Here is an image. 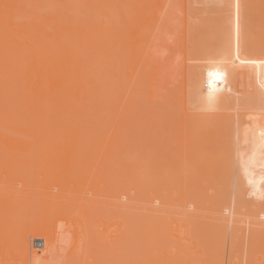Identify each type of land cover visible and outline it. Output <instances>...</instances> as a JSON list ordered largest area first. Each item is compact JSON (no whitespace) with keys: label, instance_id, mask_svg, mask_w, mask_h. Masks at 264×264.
<instances>
[{"label":"bare ground","instance_id":"6f19581e","mask_svg":"<svg viewBox=\"0 0 264 264\" xmlns=\"http://www.w3.org/2000/svg\"><path fill=\"white\" fill-rule=\"evenodd\" d=\"M196 1V0H195ZM201 1V0H200ZM203 1V0H202ZM206 1V0H205ZM213 1V0H212ZM223 1V0H222ZM231 1H233V0H231ZM237 1V0H236ZM240 1H242V0H240ZM246 1V0H245ZM260 1H262V0H260ZM152 2V0H0V144L4 147V149H6V147H9L8 149H10L11 151H9L8 149L7 150H4V151H1L0 150V155L2 154V152H4L5 153V151H8L9 153H11L12 152V147L14 146V144H16V142L15 141H19V142H21L20 140H22L24 143H25V148L23 149L22 148V146L20 145V144H16L17 146H19V147H15V150L16 151H24L25 152V150H27V148H28V150H29V152L30 153H32V151H33V153H34V151H35V156H36V154H38V152L36 153V151H37V148L39 147V146H41V145H39V144H43V143H45V142H47L48 144H49V146H47V143L45 144V145H42L41 146V149L44 151H42L41 149H38V150H41V152L42 153H44L43 155L45 156V147H46V149H48L49 151H48V153H49V156H52L51 155V153L53 152V155H57L58 156V154H54V152H59V151H62L61 152V160L63 161L64 160V158L62 157V155L63 156H66V161H63V163H60L58 166H62L61 168H63V166L66 168V166L68 167V169L66 168V171L68 170L69 171V173H66L65 174V172H64V174H65V176L68 174L69 176H71V179H72V176H75V174H73V173H75V171H76V173H77V175H76V177L78 176H80V174H82V175H84L85 174V172H87V173H90V174H92L90 177H91V179H92V176H94L95 175V179H96V177H97V175H98V179L99 180H102V183L104 184V186L106 187V188H104L103 187V184H101L102 185V187L104 188H102L101 187V189H103V190H101L102 191V193L101 194H104V190L105 189H108V191L110 190V192L108 193L106 190V193L104 194V195H101V196H103L104 198H106V196H107V198H108V196L110 197V198H112V199H109L108 198V200H110V204L111 203H113L114 202V204H112L111 206L113 207H111L113 210H112V212L114 213V215L113 214H111V215H107L106 214V212L109 214L110 213V208H109V206H106L105 205V207H106V209H104V207H100V208H102V209H100L99 208V206L97 207V208H99V209H97L96 207V209L95 210H93V207L96 205H94L93 206V202L92 201H88L87 199H86V201L85 200H83L84 202H85V204H84V202L83 203H81V204H84V205H79L78 203L80 202V201H77V200H79V198H81V196L76 200V203L74 204L73 203V201H75V198H77V193H79V191L78 190H80L79 188L78 189H76L77 190V192L75 191V190H73L72 192H71V194H73V192H74V195H73V197H75V198H73L71 201L72 202H69L68 201V198H69V190H71V189H73V186L70 184V189L68 190V189H65L64 187L66 186H61L60 184V186H59V191H58V193L55 191V190H50L48 187L49 186H47V189H45V187H44V183H37V185H36V188L35 189H37V187H39L40 186V184H42V186L41 187H43L44 188V193H40V192H43L42 190H40L39 189V192L38 193H40V199H39V195H37V193H35L34 191L32 192V193H30V191L32 190H30V191H28V193L29 194H26V196H29V197H26L25 196V192L23 191V189H21V191L22 192H24V193H22V195H23V198L25 197V199H24V201H23V198L21 197V196H14V194L12 193V195L11 194H9V200H8V198H7V195H8V191H7V193H5V195H4V192H2V193H0V195L2 196H0V199L2 198V203H3V201L5 200V197H6V199L8 200L7 201V203H9V201L11 200V203H12V201L14 200L15 202H13L12 204L11 203H9L8 204V206L7 205H5L4 203L2 204H0V206H1V209H0V224H2L3 226L5 225V219L6 218H4V217H17L16 218V222L17 221H20L21 219H18L19 218V216H20V218L21 217H30L29 215H27V213H29V212H27L26 211V213H25V209H24V211L21 213L22 215H18L17 214V216L15 215V210H18V208H17V204H19V202H20V199L22 198V202L24 203V205H25V208L28 206L29 207V204H25L26 202H25V200L27 199V200H29L28 202H30V198H31V203L33 204V202H35V201H33V200H36V202H40L41 204H42V206H41V204H40V208H38V206H36V202L34 203L35 204V206L36 207H34V208H38L37 210L38 211H41V210H43L44 212L46 211V213H47V210H49L48 212H50V213H47L48 214V216L50 215V214H52L51 215V217L54 215V216H58V217H68L69 215L71 216L72 214V216L71 217H74V216H76L77 217V219H78V217H83V216H85L86 214H87V217H92L93 218V216H92V214H93V211H94V213L96 212V213H98L99 211H101V210H103V212L100 214V212H99V214H96L95 213V217L97 218L99 215H105V217H116V215H119V217H124V218H122L123 220H122V222H121V225L123 224V222H127V223H129V227H127L128 226V224L126 225L125 224V226L124 227H126L125 229L123 228V227H121V228H123V229H121V230H123L125 233V235H123V237H122V239H121V237L119 236V240H118V242H119V245L121 244V249H124V255L123 256H120V260H117V261H119L120 263L122 262L121 260H122V258L121 257H123L124 258V260L123 261H127V263L128 264H136V262L135 261H137V260H135L136 259V257H134V253H135V251H136V254H137V251H142V249L143 248H147L148 247V245H147V241H148V236H147V238L145 237L146 236V234L142 237V235L141 234H144V232L142 233H140V236H139V234L136 232V229H135V227H136V223H135V219L136 218H134L135 216V212H134V210L135 209H133V210H131L128 206H129V204L128 203H130L131 201H133V199L134 198H136V197H133V195L134 194H132L133 193V190H134V184L136 183L135 182V178H136V180H137V178H139V180H142V178L141 177H134V175L137 173L138 174V170H140V171H145L144 169L146 168V167H148V164H149V161H150V157L146 154V153H144L143 152V149H142V147L140 146L141 144L140 143H138L139 142V140L138 141H136V140H134V137H133V134H135V130H137V129H135L133 132L134 133H132L131 132V127H132V120H133V114H135V113H137V111H139V110H135L136 112H134L133 113V111H134V109H135V106H137L138 105V107L140 106V108L142 107H144V106H148V108H143L144 109V111L143 112H145V113H147L146 114V116L147 115H149V116H147V117H150L151 116V118H150V120L152 119V117H154L153 115H154V111L152 110V108H154L153 106L151 107V112L153 113L152 115H151V113L149 112V103L150 102H152L153 100H155V98L153 99L152 98V101H151V91L149 90L150 89V86H151V84H152V80L150 81V79L148 78V77H150V74H151V70L152 69H154V68H158L159 66H161V65H159V63H158V60H156V57H155V53L157 52L156 50H155V48H156V46H157V40H158V38L160 37V35H162V32L166 29V28H168V27H166V26H168V23L166 24L165 23V21H166V19L167 18H165V19H162V21L164 20V22H162V21H160V22H162V23H164V24H162L161 26H160V22L159 23H157V21H158V19L157 18H155L154 19V15L155 14H153V13H151V12H153V11H151V10H153V7H152V5L150 4ZM178 2H180V1H178ZM197 2V1H196ZM218 2V1H217ZM229 2V1H228ZM227 2V3H228ZM238 2H239V0H238ZM246 2H248V4H249V0H247ZM246 2H241L240 4H243L244 6H245V8H243L240 4L238 5L239 6V10H238V6H235L236 8H235V11H236V9L238 10V12L240 11V10H243V13H241V11L238 13L239 14V18H238V16H237V11L236 12H233L234 10V5H236V4H233V5H231V8H233V9H231V12H233L234 14H236L235 16H237V18H235V21L236 22H234V23H231V22H233V21H231V20H233V18L235 17H233V15H231V14H229V16H230V18L231 17H233V18H231L229 21H230V23H231V26L230 25H228V23H227V25H225V26H223L222 25V30L223 31H221V28L219 29V31L218 32H215V33H211V28H213V27H216V26H212L211 28H210V33H208V36H206V34H202V35H200V41H194V43H193V41L191 42V44L192 45H195V44H197L198 46H200L202 43H200L202 40V42H203V44H206V43H211V41H214L215 39L216 40H219L221 43L223 42V45H221V47H222V49H224V53L225 52H228L227 53V56H228V58H229V51H231V50H233V51H231L230 53L231 54H233V52L235 53H237V57H236V53H235V57H233V56H231V57H233V58H237V60H234L236 63H237V67H236V63L234 62V63H231V66H233V64H234V66L236 67V68H230L231 66H229L228 65V63L227 62H225V59L223 60L222 58L224 57V55H223V57L222 56H214L213 54L215 53V52H213V54L211 53L212 52V50L211 51H207V52H205L204 54H202L201 56H203L204 55V57H202V60H200V59H198L199 58V56L197 57V62H196V58L194 57H191V54L193 55V54H195V52H194V50L192 49V53H188V54H190V59L189 60H192L193 62H194V60H195V62H194V64H186L187 65V68H186V65H185V69L187 70V77H188V82H187V77H186V75H185V78H186V83H188V85H189V87H188V85H187V87L186 88H189V92H190V97H191V99L190 100H192L193 99V101L192 102H194L195 104H197L198 106H200V108L202 109V107L205 109V108H212V110H214V108L216 109L215 110V112H216V114L217 113H219V112H217L219 109L221 110H223V112L227 109V108H230L229 110H233V107H229L230 106V104L231 105H233V102H234V105H236V106H238V104L242 101V102H244V105H246V103H247V105L246 106H248L249 107V105H250V109H251V106H252V104L254 105V108L252 107V109H257L258 111H263V109H264V98H262V99H260L259 100V98H261V97H263L264 96V94H261L262 92L264 93V69L262 68L263 67V60H264V46H261L260 47V45H259V48L257 49L256 47V49L258 50L257 52H256V56L258 57V59H257V57L256 56H254L255 54H251L253 57H251V55H250V53H248V52H245L246 51V49H248V46H247V42H248V33H247V29H246V25L248 24V25H250L249 23H246V20H247V18H246V16L248 17V19L249 18H251V17H249L248 15H249V13L250 12H252V11H250L249 13H248V15H247V7H248V9H249V6H250V4L247 6L246 5ZM254 2V1H253ZM263 2H264V0H263ZM153 3V2H152ZM165 3V2H164ZM172 3V2H171ZM200 3V2H199ZM219 3H221V2H219ZM223 3H224V1L222 2V5H223ZM230 4H231V2H229ZM237 3V2H236ZM245 3V4H244ZM250 3H252V2H250ZM167 4V3H166ZM176 4V3H175ZM252 4H254V3H252ZM151 5V6H150ZM164 5V4H163ZM173 5H174V3H173ZM211 5V4H210ZM159 6V5H158ZM161 6H162V3H161ZM171 6V4L169 5V7ZM194 6V5H193ZM225 6V5H224ZM240 6H241V9H240ZM252 6V5H251ZM262 6V5H261ZM156 7V6H155ZM179 7H181V6H179ZM192 7V6H191ZM203 7V6H202ZM166 8V7H165ZM172 8H174L173 6H172ZM171 8V9H172ZM221 8V7H220ZM229 8V7H228ZM263 8H264V6L263 7H261V8H259L262 12H263ZM222 9H223V7H222ZM252 9V8H251ZM250 9V10H251ZM168 10V9H167ZM195 10V11H194ZM193 11H194V14H196L197 16H200V14H202V13H199L200 11L198 10H196V9H194ZM220 10V9H219ZM259 10V11H260ZM215 11V10H214ZM217 11V10H216ZM228 11V10H227ZM230 11V10H229ZM245 11V12H244ZM213 12V11H212ZM221 12H223V10H221ZM221 12H219V14L221 13ZM226 12V9L224 10V12L223 13H225ZM230 12V13H231ZM254 12H255V10H254ZM254 12H252V13H254ZM158 13V12H157ZM168 13V12H167ZM176 13H177V11H176ZM257 13V12H256ZM214 14H215V12H214ZM228 14V13H227ZM241 14H242V16H243V14H244V16H243V18L242 19H244L245 21H243L242 19H240V17H242L241 16ZM255 14V13H254ZM253 14V15H254ZM258 15L260 14V13H257ZM263 14L264 13H262V16H263ZM161 15V14H160ZM174 14L172 13V16H173ZM177 15V14H176ZM191 15V14H190ZM195 15V16H196ZM206 15V14H205ZM257 15V16H258ZM158 16V15H157ZM194 16V18H196ZM213 16V15H212ZM214 16H216V15H214ZM223 16V15H222ZM228 15L226 16L225 15V17H229ZM251 16H252V14H251ZM256 16V18H257V21H259L260 19V21L259 22H261V21H263V17L261 18V16L259 15V19H258V17ZM166 17V16H165ZM169 17H170V15H169ZM205 17V16H204ZM209 17V16H208ZM162 18V17H161ZM160 18V19H161ZM174 18H176V16H174ZM253 18V17H252ZM177 19H179V18H177ZM187 19V18H186ZM189 19V18H188ZM187 19V20H188ZM217 19V18H216ZM222 19H223V17H222ZM221 18L219 19V20H222ZM225 20H226V18H224ZM190 20V19H189ZM205 20H208V19H206L205 18ZM211 20V19H210ZM214 20V19H213ZM212 20V21H213ZM241 20V21H240ZM168 21H170V23H171V19L170 20H168ZM173 21H174V19H173ZM228 21V20H227ZM253 21H254V18H253ZM256 21V22H257ZM176 22V21H175ZM179 22V21H178ZM193 22V21H192ZM203 22H204V20H203ZM202 22V23H203ZM211 22V21H210ZM221 22H225V21H221ZM206 23H208V21H206ZM206 23H204L205 25H203V26H207L208 24H210V23H208V24H206ZM263 23V22H262ZM159 24V25H158ZM173 24V23H172ZM184 24V23H183ZM189 24V23H188ZM216 24L218 25V23H217V20H216ZM244 24V25H243ZM253 24V23H252ZM257 24H259V23H257ZM164 25V26H163ZM174 25V24H173ZM179 25V24H178ZM198 25V24H197ZM196 25V26H197ZM199 25H200V23H199ZM214 25V24H213ZM260 25H261V23H260ZM193 26V25H192ZM200 26H202V25H200ZM220 26V25H219ZM230 26V27H229ZM245 26V27H244ZM253 26H255V25H253ZM198 27V26H197ZM210 27V26H209ZM227 27V28H226ZM250 28H251V26H249ZM175 28V27H174ZM195 27H193L192 29H194ZM245 28V29H244ZM256 28H258V26H256L254 29H256ZM260 28H262V26H260ZM206 29V28H205ZM243 29H244V31H243ZM251 29H253V28H251ZM175 30V29H174ZM182 30V29H181ZM214 30V29H213ZM212 30V31H213ZM249 30V29H248ZM168 31V30H167ZM167 31H165V32H167ZM200 31V30H199ZM253 31V30H252ZM169 32V31H168ZM208 32H209V30H208ZM245 32V33H244ZM176 33V30H175V32H173L172 34H175ZM201 33V32H200ZM207 33V32H206ZM247 33V34H246ZM257 33V32H256ZM252 34V33H251ZM191 35V34H190ZM250 35V34H249ZM166 36H167V34H166ZM178 36V35H177ZM192 36V35H191ZM198 36V35H197ZM196 36V37H197ZM202 36H204V37H202ZM254 36V35H253ZM257 36V35H256ZM169 37V36H168ZM175 37V36H174ZM207 37V38H206ZM210 37H211V40H210ZM213 37H215L214 39H213ZM251 37V35L249 36V38ZM261 37V36H260ZM160 38H163V36H161ZM180 38H181V36H180ZM190 37H187V39H189ZM247 38V39H246ZM179 39V38H178ZM255 39V38H254ZM262 42L264 41V36L262 37ZM163 39H161V41H162ZM172 40V39H171ZM206 40V41H205ZM244 40H246V42H244ZM261 40V39H260ZM259 40V41H260ZM159 41V40H158ZM184 41V40H183ZM210 41V42H209ZM249 41H250V39H249ZM256 41H257V39H256ZM255 41V42H256ZM215 42V41H214ZM214 42H213V44H214ZM250 42H252V41H250ZM168 43V42H167ZM187 43H188V40H187ZM246 43V45H245V47H244V44ZM257 43V42H256ZM200 44V45H199ZM212 44V45H213ZM243 46H242V45ZM248 44H253V43H248ZM258 44H259V42H258ZM263 44V43H262ZM173 45V44H172ZM176 45V44H175ZM188 45H190L189 43L187 44V47H189ZM191 45V46H192ZM208 45V44H207ZM216 44H214V46H215ZM239 45V46H238ZM164 46V45H163ZM197 46V47H198ZM236 46H238V47H236ZM178 47H180V46H178ZM193 47V46H192ZM196 47V48H197ZM217 47H219V44H218V46ZM221 47H219V48H221ZM243 47V48H242ZM252 47V46H251ZM254 47V46H253ZM258 47V46H257ZM165 48V47H164ZM185 48V47H184ZM201 48V47H200ZM205 48H207V46L205 47ZM208 48H210V47H208ZM245 48V49H244ZM261 48V50H260V53H258L259 52V49ZM167 49V48H166ZM191 49V48H190ZM214 49V48H213ZM231 49V50H230ZM238 49V51L240 50V52H238V51H236ZM244 49V50H243ZM255 49V50H256ZM185 49H183V51H184ZM187 50V49H186ZM185 50V51H186ZM198 50H199V48H198ZM214 50H218V49H216V46H215V49ZM254 49H252V51H253V53H255L254 51H255ZM263 50V51H262ZM164 51V50H163ZM182 51V50H181ZM223 51V50H222ZM221 51V52H222ZM248 51H250V49L248 50ZM251 51V52H252ZM187 52H191V51H187ZM201 52H202V49H201ZM219 52V51H218ZM243 52H245V53H243ZM261 52L263 53V55L261 54ZM160 53V52H159ZM183 52H181L180 53V55L182 54ZM197 53V52H196ZM239 53V54H238ZM246 53L248 54V55H246ZM198 54V53H197ZM211 54V55H210ZM217 54V53H216ZM226 54V53H225ZM199 55V54H198ZM234 55V54H233ZM239 55H241V59H242V61H241V59L239 60ZM242 55L244 56L245 55V58H243L242 57ZM176 56V55H175ZM227 56H226V58H227ZM247 56H250V57H248L247 58ZM259 56H263L262 58H260ZM169 57V56H168ZM182 57H184V58H187V56L185 57V55H183ZM255 57V58H254ZM155 58V59H154ZM173 57H170V60L172 59ZM188 58H189V55H188ZM201 58V57H200ZM233 58H230V59H233ZM170 60H168V61H170ZM175 60H176V58H175ZM182 60H183V58H182ZM181 60V61H182ZM184 60H186V59H184ZM259 60V61H258ZM162 61H164V60H162ZM172 61V60H171ZM199 61H201V62H203V61H205V62H203L204 64L202 65V63L199 65L198 63H199ZM223 61L225 62V63H227V65H228V67L223 63ZM230 62H233V60H231ZM137 63H141V65L139 64H137ZM158 63V64H157ZM189 63V62H188ZM261 63V64H260ZM170 64V63H169ZM172 64V63H171ZM230 64V63H229ZM173 65H174V60H173ZM201 65H202V67H201ZM238 65H239V67H238ZM179 66V65H178ZM233 66V67H234ZM173 66H171V68H172ZM177 66H175V68H176ZM183 67V66H182ZM174 68V69H175ZM238 68H245L244 70H242V72L241 71H239V75H240V81L238 80V85H237V80H236V74H237V69ZM173 69V70H174ZM180 69V68H179ZM236 69V70H235ZM176 70V69H175ZM162 72V71H161ZM178 72V71H177ZM245 72H249L251 75H255L256 77H254L255 78V83L254 82H252L253 81V79L254 78H252V77H249V79H251L252 78V83H250L251 85H249V83L246 81V80H242V77L241 76H243L244 74H245ZM172 73H173V71H172ZM152 75V74H151ZM170 75V74H169ZM175 74H173V76H174ZM139 76H142V83H143V85H144V88H143V85H142V83H141V81H139L138 79V77ZM171 76V75H170ZM177 76V75H176ZM136 78H138L137 79V82L135 81V79ZM184 78V79H185ZM177 79H179L178 78V76H177ZM248 79V80H249ZM243 81V82H242ZM241 82V83H240ZM139 84V85H141V87H140V92L138 93V89H139V85H138V89L136 88V84ZM248 83V84H247ZM253 83H254V85H253ZM173 85V84H172ZM186 86V85H185ZM184 86V87H185ZM240 86V87H239ZM178 87H180V85H178ZM239 88V89H238ZM233 90V91H232ZM261 90V91H260ZM171 91V90H170ZM179 91H180V89H179ZM237 91H238V94H237ZM173 92H175V89L173 90ZM231 94H230V93ZM259 93V95H258V93ZM139 94L138 95V97L139 98H137V95L136 94ZM227 93H229V94H227ZM256 93V94H255ZM172 94H174V93H172ZM187 94H189L188 92H187ZM186 94V95H187ZM237 94V95H236ZM239 94H241V95H239ZM243 94H248L247 96L249 97H244V95ZM176 94H174V96L173 97H175V99H176V96H175ZM186 95H185V97H186ZM236 95V96H235ZM243 95V96H242ZM143 96V99L141 98ZM152 96H153V94H152ZM170 96V95H169ZM168 95H167V97H169ZM233 97L234 96V98H233V100H231V97ZM240 96V98H239V102H238V99H237V97H239ZM252 96V97H251ZM145 97V98H144ZM177 97L179 98V95H177ZM184 97V96H183ZM248 98V99H244V98ZM140 98H141V100H140ZM165 98V97H164ZM187 98V97H186ZM188 98H189V96H188ZM187 98V101H189V99ZM229 98V99H228ZM251 98V99H250ZM138 99V100H137ZM170 99V98H169ZM182 99V98H181ZM243 99V100H242ZM249 99L251 100V101H249ZM139 100L141 101V103L139 102ZM163 100V99H162ZM161 100V101H162ZM179 100V99H178ZM230 100V102L231 103H229L228 101ZM253 100V101H252ZM255 100V101H254ZM140 103V105H139V103ZM171 101V104H172V102H173V104H174V100L172 99V100H170ZM186 101V102H187ZM257 101V102H256ZM261 101V104H259V102ZM168 102V101H167ZM228 102V103H227ZM249 102H251V104H249L248 105V103ZM253 102V103H252ZM135 103H137V105L135 104ZM156 103H158V105H159V102L157 101ZM161 103V102H160ZM164 102H162V104H163ZM176 103H177V101H176ZM179 103V102H178ZM167 104H169V102L167 103ZM243 104V103H242ZM241 103H240V105H242ZM258 104V105H257ZM150 105H152V104H150ZM176 106H177V104H175ZM181 104H179V106H180ZM186 105V104H185ZM218 105L220 106V107H218ZM233 105V106H234ZM256 105V106H255ZM191 106H192V103H191V105H190V110L193 108H191ZM198 106H197V108H198ZM216 106H217V108H216ZM224 108H226L225 110L223 109V107ZM226 106V107H225ZM257 106H258V108H257ZM137 107V109H139ZM156 107H157V105H156ZM158 107H160V106H158ZM164 107H165V104H164ZM163 107V108H164ZM169 107H171L170 105H169ZM172 107L174 108V109H177L175 106H173L172 105ZM187 107H188V103H187ZM242 107V106H241ZM245 106H243V108H244ZM262 107H263V109H262ZM162 108V107H161ZM163 108L162 109H160V110H163ZM167 109H168V107H166ZM197 108L195 109V107L193 108V109H195V111H197V113L198 112H200L201 110H200V108H199V110H197ZM260 108H261V110H260ZM145 109L147 110V111H145ZM234 109H235V107H234ZM239 109V108H238ZM245 109L246 110H250V109H247V107H245L244 108V110H241V111H239L238 110V115H240V114H243L244 112H242V111H245ZM255 109V110H256ZM142 110V109H141ZM178 110H179V108H178ZM203 110V109H202ZM212 110H209V112H210V114L211 113H213V111ZM222 110L220 111L221 113H222ZM228 110V111H229ZM255 110H250L249 112L250 113H255V112H253V111H255ZM256 110V111H257ZM159 111V110H158ZM164 111H166L165 110V108H164ZM164 111H162L164 114H165V112ZM170 111H171V109H170ZM173 111V113L172 114H174V111L175 110H172ZM181 111H182V109H181ZM192 111V110H191ZM191 111H189V114H190V112ZM194 111V113L196 114V112ZM204 111V110H203ZM207 111V110H206ZM205 111V112H206ZM143 112L141 111V113L143 114ZM148 112H149V114H148ZM156 112H157V110H156ZM226 113H227V110L225 111ZM225 112H224V114H225ZM240 112H242V113H240ZM245 112H247V111H245ZM249 112H247V115H249ZM139 113H140V111H139ZM192 113V112H191ZM231 113V112H230ZM240 113V114H239ZM156 114V113H155ZM158 114H159V112H158ZM178 114H181V112L180 113H178ZM188 114V113H187ZM187 114L185 115V116H187ZM195 114H194V116H195ZM214 114V113H213ZM216 114H214V115H216ZM220 114V113H219ZM219 114H217L215 117H217V118H220L221 119V122H224V123H228L229 124V122H227V121H225L224 120V118L225 119H227L224 115H219ZM228 114V116H230L229 115V113H227ZM227 114H226V116H227ZM233 114H235V113H233ZM137 115H139V114H137ZM144 116H145V114H143ZM161 117H163V119L165 118V121H166V118H167V114L166 115H164L163 116V114L161 113ZM169 115H171V113L169 112L168 113V116ZM175 115V114H174ZM173 115V116H174ZM205 115V114H204ZM244 115H245V113H244ZM247 115H246V117H247ZM256 115H258V117L256 116ZM256 115H254L251 119H249L248 120V122L245 120V124L243 125V127H242V130L244 131V129H245V131H244V133H243V131H241L240 132V130H237V133L235 134V135H237V137L235 136V135H233L234 134V131H235V129H233V130H231V131H233V133H231V135H233V136H231V135H229V136H231V137H233L234 138V136H235V138H234V140H235V142L232 144V148H231V146L230 145H228L227 146V148L230 146V148L229 149H233V148H235V146H236V144H237V146H236V148H235V150L236 151H234V149H233V152H236V159H234V155H232L231 157H233V158H231V159H233V161L234 162H236L237 164H239V170H242L243 168H246V169H254V173H256V174H258L259 176H263L264 177V116H263V114H256ZM263 117H262V116ZM136 116V115H135ZM145 116V117H146ZM176 116V115H175ZM175 116H174V118H175ZM193 116V117H194ZM203 115L201 114V117H202ZM212 115H210V117H211ZM224 116V117H223ZM241 116V115H240ZM252 116V115H251ZM138 117V116H137ZM140 117H142V115L140 116L139 115V117L138 118H140ZM147 117H146V119H147ZM160 117V122H162L163 121V119ZM182 117V116H181ZM180 117V118H181ZM184 117V116H183ZM197 117V116H196ZM206 117V116H205ZM208 117V116H207ZM231 117V116H230ZM234 118L236 117V116H233ZM233 117H231V118H233ZM244 117V116H243ZM249 117H250V115H249ZM155 119H156V117H154ZM153 118V120H155ZM169 118V117H168ZM195 118V117H194ZM198 118V117H197ZM203 119H205L204 117H202ZM241 118V117H240ZM239 118V121L241 120ZM140 119H142V118H140ZM140 119H138V120H140ZM176 119V118H175ZM175 119H174V121L173 122H175ZM183 119V118H182ZM196 119V118H195ZM199 119H200V117H199ZM219 119V120H220ZM236 119H237V117H236ZM135 120H137V119H135ZM134 120V121H135ZM152 120V121H153ZM172 119H170L169 121H171ZM180 120V119H179ZM189 119H187L186 120V117H185V120H183V121H188ZM205 120H207V119H205ZM208 120H210V119H208ZM216 120V119H215ZM224 120V121H223ZM229 120V119H228ZM146 121V120H145ZM158 121V120H157ZM199 121V120H198ZM211 121H213V120H211ZM235 119L233 120V121H231V123H233V125H234V123L237 121H235ZM238 121V122H239ZM263 121V122H262ZM140 122H141V120H140ZM156 122V121H155ZM178 122H180V121H178ZM178 122H176V123H178ZM220 122V123H221ZM238 122L236 123L237 125L236 126H238L239 124H238ZM242 122H243V120H242ZM253 122V123H252ZM255 122V123H254ZM147 123V122H146ZM146 123H145V125H146ZM154 123V122H153ZM159 123V122H158ZM163 123V122H162ZM168 123V122H167ZM170 123V122H169ZM168 123V126H171L170 124ZM176 123H175V125H176ZM190 123H192V121L190 122ZM206 123V122H205ZM217 123H219V122H216V123H214V125L215 124H217ZM261 123H262V125H261ZM139 124L140 123H138L137 124V126H139ZM165 124L166 123H164V127H165ZM182 124V123H181ZM186 124H189V122H187ZM199 124V123H198ZM212 124H213V122H212ZM212 124H210V126L212 125ZM222 124L223 123H221V126H222ZM241 124H243V123H241ZM250 126V129H249V126ZM251 124H252V126H254L253 128H252V126H251ZM136 125V124H135ZM142 125V124H141ZM153 125V124H152ZM157 125V124H156ZM203 125V124H202ZM218 125V124H217ZM224 125L225 124H223V127H224ZM247 125V126H246ZM149 126L150 125H148V129H149ZM159 127H161L160 126V124L158 125ZM157 126V128H159ZM186 126V125H185ZM201 126V125H200ZM208 126V125H207ZM206 126V127H207ZM227 126V125H226ZM225 126V127H226ZM151 127V126H150ZM155 127V126H154ZM216 127V126H215ZM234 127V126H233ZM140 128V127H139ZM175 128V127H174ZM174 128L172 127V130H174ZM176 128H177V125H176ZM182 128V127H181ZM185 128V127H184ZM208 128V127H207ZM214 128V127H213ZM220 128V127H219ZM222 128V127H221ZM220 128V129H221ZM229 128V127H228ZM237 128H240V126L239 127H237ZM248 128V129H247ZM252 128V129H251ZM255 128V129H254ZM143 129H145V127L144 128H142V129H140V132L141 131H143ZM148 129H146V130H148ZM156 129V128H155ZM161 129H163V127L162 128H160V130ZM178 129V128H177ZM216 129V128H215ZM223 129V128H222ZM146 130H144V133H146ZM153 130H154V128H153ZM157 130V129H156ZM160 130L158 131V132H155L156 134H158V133H160V135H161V133H162V130H161V132H160ZM167 130H168V128H167ZM213 130V129H212ZM224 130H226V131H229L230 130V128L229 129H225L224 128ZM247 130H249L248 132H247ZM152 131V130H151ZM182 131V130H181ZM230 131V132H231ZM139 132V131H138ZM148 132H149V130H148ZM174 132H177V130L176 131H174ZM190 132H191V130H190ZM201 132V131H200ZM199 132V133H200ZM206 132H207V130H206ZM213 132V131H212ZM240 132V133H239ZM256 132V133H255ZM152 133H153V131H152ZM188 133V132H187ZM218 133V132H217ZM248 133V134H247ZM254 133V134H253ZM138 134V133H137ZM148 134V133H147ZM155 134V135H156ZM168 134V133H167ZM172 134H173V132H172ZM198 134V132H196V135ZM224 134H226L225 132H224ZM242 134V135H241ZM243 134H244V137H243ZM253 134V135H252ZM262 134V135H261ZM140 135V134H139ZM142 136L144 135V134H141ZM155 136V135H153V134H150V136ZM163 135H165V134H163ZM163 135L161 136V139H162V137H163ZM175 135V134H174ZM178 135H179V131H178ZM187 135V134H186ZM207 135H209V134H207ZM211 135H212V133H211ZM214 135V134H213ZM241 136V137H239V136ZM249 135V136H248ZM138 136V135H137ZM137 136H135L136 138H137ZM176 136V135H175ZM228 136V134L225 136V137H227ZM140 137V136H139ZM144 137H145V135H144ZM146 137H147V135H146ZM198 137V136H197ZM208 137V136H207ZM213 137V136H212ZM215 137V136H214ZM255 137V138H254ZM99 138V139H98ZM108 139V140H111V141H116V144H115V146L116 147H114V148H118V150L119 151H117L116 153H117V155L119 156H116V157H113L114 158V160L113 159H111V163H112V167L110 166H105V163L104 164H102V166H104V168H106V169H102V171L104 172V178L102 177V171L101 172H99L98 174H97V172L96 171H98L99 170V168L97 169L96 168V170H92V168H93V164H94V166H95V164H97L96 162L98 161V160H96L95 159V163L94 162H92L90 159H89V157L90 156H88V154H90V153H88V152H91V154H92V156H93V158H94V154L93 153H95V155H98V159H103V158H99V155L101 156L102 154H101V152H100V154L98 153V152H96L95 151V149H97V147H98V143H100L101 141H102V139ZM156 138L157 139H159L160 137H158V136H156ZM181 138V137H180ZM201 138V137H200ZM208 138H210V137H208ZM217 138H219L218 137V135H217ZM249 138V139H248ZM250 138H252V140L250 139ZM11 140V139H13L12 141V143L13 144H10L9 146H8V140ZM51 139H56L58 142H56V143H58V144H55V141L54 140H51ZM62 139V140H61ZM75 139H77V140H81V142L82 141H84V140H86L87 142L86 143H82L81 145V147L80 146H76V144H80L81 142H78V143H75ZM99 140V141H97V143L96 142H94L93 143V141L94 140ZM138 139V138H137ZM147 139V138H146ZM149 139H150V137H149ZM153 139V138H152ZM175 140H176V138H174ZM221 139V138H220ZM223 139V138H222ZM226 139V138H225ZM242 139V140H241ZM258 139V140H257ZM2 140V141H1ZM7 140V141H6ZM10 140H9V142H10ZM36 140H37V142H38V144H37V142H36ZM62 142L63 140V142H65V143H71V141H72V146H70L69 144V146H68V150H67V153H68V155H64V154H62L63 153V151L64 150H58V146H60V145H62L61 143L59 144V142L60 141ZM66 140V141H65ZM70 140V141H69ZM73 140H75V141H73ZM95 140V141H96ZM163 140V139H162ZM180 140H182V139H180ZM240 140V141H239ZM248 140V141H247ZM254 140V141H253ZM3 141H6V143H7V146H5V144H4V142ZM41 141V142H40ZM43 141H45V142H43ZM52 141V142H51ZM89 141H90V143H93V144H90V145H93V148H94V146H96V148L94 149V151L93 150H91V146L89 145ZM92 141V142H91ZM142 141H144V139H142ZM153 141V140H152ZM198 141V140H197ZM205 141V140H204ZM204 141H202L203 143H204ZM218 141H220V140H218ZM225 141H227L228 143L227 144H230L229 143V139L228 140H225ZM231 141V140H230ZM237 141H239L240 143H238ZM252 141H253V143H252ZM54 142V143H53ZM141 142V141H140ZM148 142V141H147ZM147 142H143V144L144 143H147ZM151 142V141H150ZM149 142V143H150ZM155 142H157V141H155ZM181 142H183V140L181 141ZM180 142V143H181ZM205 142H207V141H205ZM221 142H223V141H221ZM243 142V143H242ZM247 142V143H246ZM3 143V144H2ZM33 143V144H32ZM149 143H147V146H148V144ZM164 143V142H163ZM168 143H169V140H168ZM171 143V145H172V141L170 142ZM212 143H214L213 141L210 143V144H212ZM218 143V142H217ZM242 143V144H241ZM260 143H261V145H260ZM34 144H37V145H39V146H37V148L35 149L34 148V150H33V147H32V145H34ZM52 144V145H51ZM58 145L57 146V148H56V146H53V145ZM73 144H74V146H73ZM101 145L103 144L102 142L100 143ZM99 144V146L100 147H98L99 148V150H101L102 149V147H101V145ZM152 144L153 143H151V146H152ZM178 144V146H179V143H177ZM185 144V143H184ZM196 143H194V145H195ZM209 144V145H210ZM221 144H223V143H220V146H222ZM226 144V145H227ZM246 144V145H245ZM254 144V145H253ZM11 145H13L12 147H11ZM27 145V146H26ZM51 145V146H50ZM154 145H155V143H154ZM170 145V146H171ZM175 145V144H174ZM193 145V146H194ZM197 145H199V143H197ZM212 145H214V144H212ZM216 145V144H215ZM245 145V146H244ZM248 145V146H247ZM251 146V148H250V146ZM1 146V147H2ZM36 146V145H35ZM45 146V147H44ZM52 146H53V148H52ZM86 146H89L90 147V150L89 149H86L85 147ZM157 146H159V145H157ZM183 146V145H182ZM192 146V148H194ZM203 146V145H202ZM225 146V145H224ZM224 146H223V148H224ZM239 146V147H238ZM241 146V147H240ZM244 146V147H243ZM32 147V148H31ZM50 147H51V151H50ZM69 147H70V149H69ZM71 147H72V149H71ZM79 147L81 148V149H83V147H84V150L83 151H85V149L86 150H88L87 152L85 151L84 153L85 154H82V152L80 153V151H81V149H79ZM144 147V146H143ZM165 147V146H164ZM175 148H177L176 146H174ZM206 147H207V145H206ZM30 148H31V150H30ZM92 148V149H93ZM155 148V147H154ZM160 148H161V146H160ZM172 148V147H171ZM183 148V147H182ZM200 148V147H199ZM222 148V147H221ZM222 148V149H223ZM237 148H239V150L237 149ZM246 148V149H245ZM249 148H250V150H249ZM253 148L256 150H254V151H252L253 150ZM54 149H57L56 151H54ZM61 149V148H60ZM65 150L67 149L66 147L64 148ZM75 149H77V151H75ZM179 149V148H178ZM201 149V148H200ZM209 149L210 148H208V151H206V152H209ZM244 149H245V151H244ZM145 150H147V148H145ZM160 150V149H159ZM183 150V149H182ZM204 150V149H203ZM216 150H218V148L216 147ZM73 151H74V155H71L70 156V153L72 152V154H73ZM92 151H93V153H92ZM102 151V150H101ZM152 151H153V149H152ZM152 151H150V153L152 152ZM158 151V150H157ZM162 151V150H161ZM180 151V150H179ZM193 151V150H192ZM214 152H216V154H215V156L217 155V151H215V150H213ZM242 151H243V153H242ZM250 151V152H249ZM5 153V155H4V153H3V155H2V157H0V163H2L3 161H4V159H5V157L4 156H6L7 154L8 155H10L9 153ZM66 152V151H65ZM77 152H79L80 154L78 155V153ZM118 152H119V154H118ZM155 151H153V153H154ZM159 153H161L160 151H158ZM167 152V151H166ZM184 152H185V149H184ZM184 152L181 154H179V155H182L183 157L185 156L184 155ZM188 152V154L190 153V155H193V154H195V153H191L189 150L187 151ZM196 152H197V149H196ZM223 152V151H222ZM225 152V151H224ZM223 152V153H224ZM239 152V153H238ZM246 152V153H245ZM247 152L249 153V154H247ZM253 152V153H252ZM262 152V153H261ZM16 153V152H15ZM60 153V152H59ZM75 153L77 154V155H75ZM87 153V154H86ZM147 153H148V150H147ZM156 153V152H155ZM158 153V154H159ZM174 153V152H173ZM220 152H219V150H218V154H219ZM228 153H230L229 151H228ZM228 153H226V155L228 154ZM256 153H257V155H256ZM259 153V154H258ZM13 154L14 153H12L11 155L13 156ZM22 154V153H21ZM28 154V153H27ZM113 154V153H112ZM157 154V153H156ZM156 154H155V157H156ZM157 154V155H158ZM163 154H164V152H163ZM168 154V153H167ZM172 154V153H171ZM187 154V153H186ZM235 154V153H234ZM241 154V155H240ZM247 154V155H246ZM253 154V155H252ZM10 155V156H11ZM18 155V154H17ZM30 155V154H29ZM40 155V154H39ZM47 155V154H46ZM84 155V156H83ZM106 155V154H105ZM150 155H152V154H150ZM178 155V154H177ZM178 155V156H179ZM201 155H203V154H201ZM210 155V154H209ZM212 153H211V156H210V158H212ZM222 155V154H221ZM230 155H231V153H230ZM252 155V156H251ZM254 155H256V156H254ZM10 156H9V158H10ZM19 156V155H18ZM18 156H16V157H18ZM31 156H33V155H31ZM42 156V155H41ZM67 156H69V158L67 157ZM108 156V155H107ZM112 156H115V155H112ZM153 157H154V155H152ZM160 155H158V157H159ZM205 155H203V157H204ZM223 156H224V154H223ZM228 156V155H227ZM249 156V157H248ZM260 156H261V158H260ZM8 157V156H7ZM15 157V158H16ZM22 157H23V154H22ZM46 157L47 156H45V157H41L42 159H44L43 160V162L45 161V159H46ZM97 157V156H96ZM198 158L199 156H195V158ZM202 157V158H203ZM207 156H205V158H206ZM214 157V156H213ZM217 157V156H216ZM254 157V158H253ZM2 158V159H1ZM8 158V159H9ZM14 158V157H13ZM34 156H33V160H34ZM48 158L49 157H47V160H48ZM52 158V157H51ZM73 158V159H72ZM74 158H78V159H75V161H74ZM110 158V157H109ZM116 158H118V159H116ZM119 158H121V159H119ZM163 158H164V156H163ZM174 158V157H173ZM173 158H172V161H173ZM179 158H181V156L179 157ZM188 158V160H189V156H187V157H184V160H186ZM196 158V159H197ZM208 158V157H207ZM220 158V157H219ZM218 158V159H219ZM229 158V157H228ZM7 159V158H6ZM5 159V160H6ZM39 159V160H38ZM71 159V160H70ZM183 159V158H182ZM181 159V160H182ZM201 159V158H200ZM199 159V160H200ZM12 160H14V161H17V160H15V159H12ZM19 160V159H18ZM27 160H28V158H27ZM53 160H54V158H53ZM58 160H60V159H58ZM60 160V161H61ZM67 160H69V161H67ZM152 160V159H151ZM183 160V161H184ZM201 160H203V159H201ZM208 159H206V161H207ZM214 161H210L211 163L212 162H215V159H213ZM228 160V159H227ZM230 160V159H229ZM255 160V161H254ZM35 161V160H34ZM40 161V158L38 157L37 158V162H38V164L41 162H39ZM61 161V162H62ZM103 162H105L104 161V159L102 160ZM113 161H114V163H113ZM116 161H117V163H116ZM153 161V160H152ZM155 161V160H154ZM169 161H170V159H169ZM193 161V160H192ZM220 161H222V159L220 160ZM242 161V162H241ZM7 162V161H6ZM11 159L9 160V164H7V163H5V164H7V165H5L4 163H2V165H1V167H2V169L0 170V171H3L5 168V170L7 171V167L10 169V164H11ZM19 162H20V160H19ZM18 161L17 162H15L16 163V165H17V169H18V165H20V163H19ZM25 162H26V159H25V161H24V165L23 166H29V164L28 163H26L25 164ZM32 158H31V164H32ZM43 162H41L40 163V167H39V169H41V168H43V170H45L46 171V169H44L45 168V163H46V161L44 162V164H43V167L41 166L42 165V163ZM54 162V161H53ZM52 162V163H53ZM56 162V161H55ZM72 162H74V163H72ZM99 162H100V160H99ZM98 162V164L99 165H97L98 167H100L101 165H100V163ZM120 162V163H119ZM123 162V163H122ZM159 162H161V161H159ZM179 162H180V160H179ZM223 162V161H222ZM226 161L224 160V163H225ZM241 164H240V163ZM254 164H253V163ZM262 164H261V163ZM36 163V162H35ZM153 163V162H152ZM164 163H165V161H164ZM174 163V162H173ZM175 163H177V162H175ZM182 163V162H181ZM184 163V162H183ZM207 163V162H206ZM245 165H243V164ZM246 163H247V165H246ZM255 163H256V166H255ZM30 164V165H31ZM63 164V165H62ZM68 164V165H67ZM70 164V165H69ZM72 164V165H71ZM92 164V165H91ZM109 165L110 164V162H106V165ZM114 164V165H113ZM118 164V165H117ZM124 164V165H123ZM155 164V163H154ZM192 164H193V162H192ZM195 164V163H194ZM201 164H202V161H201ZM204 164V163H203ZM237 164H236V167H237ZM258 164V165H257ZM3 165H5V166H3ZM166 165V164H165ZM205 165V164H204ZM207 165H211V164H208L207 163ZM212 165H213V163H212ZM215 165V164H214ZM229 165H230V163H229ZM242 165V166H241ZM249 165V166H248ZM262 165V166H261ZM21 166V165H20ZM20 166H19V168H20ZM46 166L48 167V162H47V164H46ZM54 166H55V164H54ZM114 166V167H113ZM124 166V167H123ZM154 166V165H153ZM163 166V165H162ZM168 166V165H167ZM166 166V167H167ZM194 166H196V164L194 165ZM197 166H198V164H197ZM196 166V167H197ZM225 166H227V165H225ZM252 168H251V167ZM14 167V164H13V162H12V164H11V169ZM32 167H34V163H33V166ZM46 167V168H47ZM49 167H50V164H49ZM49 167H48V169H49ZM86 168V169H83V168ZM161 167V166H160ZM166 167H164V169L162 168V170H167V168ZM170 167H171V165H170ZM174 167H176L175 165H174ZM181 167H183V166H181ZM209 167V166H208ZM217 167V166H216ZM22 168V167H21ZM29 169H30V167H28ZM35 168H37L38 169V167H35ZM52 167H50V169H51ZM54 168V167H53ZM53 168L51 169V171L53 170ZM72 170V171H74L73 173H71L72 171L70 170V169ZM82 168V169H81ZM87 168H88V170H87ZM166 168V169H165ZM177 168H179V166L177 167ZM185 168V167H184ZM187 168V167H186ZM198 168V167H197ZM196 168V169H197ZM205 168V167H204ZM203 168V170H202V172L203 171H205L206 169H204ZM210 168V167H209ZM211 168H215V167H211ZM258 168H259V171H258ZM8 169V170H9ZM13 169H15V168H13ZM23 169L24 168H22V170L21 171H23ZM29 169L27 170V172L29 171ZM33 169V168H32ZM38 169V170H39ZM47 169V170H48ZM64 169V168H63ZM63 169H61V170H59V171H63ZM74 169V170H73ZM116 169V170H115ZM180 169H182V168H180ZM193 169V168H192ZM234 169V168H233ZM256 169V170H255ZM4 170V171H5ZM19 170V169H18ZM79 170H80V172H79ZM82 170H84V171H82ZM89 170H90V172H89ZM92 170V171H91ZM119 170V171H118ZM161 170V169H160ZM174 170V169H173ZM176 170V169H175ZM179 170V169H178ZM185 170V169H184ZM201 170H200V172H201ZM213 171L215 170V169H212ZM237 170H238V167H237ZM245 169H243V171H244ZM260 170H262V171H260ZM11 171V170H10ZM26 171V170H25ZM25 171L24 172H22V174H20V175H24V173H25ZM34 171V170H33ZM32 171V173L34 174L35 172H33ZM71 171V172H70ZM108 171V172H107ZM111 171H112V174H108V173H111ZM127 171V172H126ZM137 171V172H136ZM139 171V172H140ZM154 171V170H153ZM197 171H198V169H197ZM196 171V172H197ZM211 171V170H210ZM246 171V170H245ZM245 171H244V173H245ZM258 171V172H257ZM8 172V171H7ZM13 172H15L14 170H13ZM44 172V171H43ZM48 172L51 174V172L48 170L46 173L48 174ZM57 172V171H56ZM55 172V173H56ZM79 172V173H78ZM92 172H94V174L92 173ZM115 172V173H114ZM148 172V171H147ZM173 172V171H172ZM180 172H182V170L180 171ZM179 171H178V173H180ZM201 172V173H202ZM206 172H208V171H206ZM217 172V171H216ZM215 171H214V174L216 173ZM234 172V171H233ZM10 173V172H9ZM45 173V172H44ZM45 173V174H46ZM55 173H53L52 172V174H53V176L55 175ZM109 175H107V174ZM125 173V174H124ZM146 173V172H145ZM158 173V172H157ZM156 173V174H157ZM201 173L200 174H197V175H201ZM204 173V172H203ZM210 174H212V171L211 172H209ZM208 173V174H209ZM27 174V173H26ZM41 174H42V171H41ZM45 174H44V176H45ZM57 174V173H56ZM71 174V175H70ZM89 174V175H90ZM99 174L101 175V178H100V176H99ZM137 174H136V176H137ZM148 174V173H147ZM209 174V175H210ZM213 174V175H214ZM218 174V173H217ZM221 174V173H220ZM226 174V173H225ZM234 174L235 173H233V176H234ZM236 174H237V171H236ZM240 174V173H239ZM10 175V174H9ZM17 175H19L18 173H17ZM36 175V174H35ZM67 175V177H69ZM88 175V174H87ZM105 175H106V177H105ZM111 175H114V176H111ZM116 175H117V177H116ZM152 175V174H151ZM167 175V174H166ZM195 175V174H194ZM203 175V174H202ZM207 175V174H206ZM255 175V174H254ZM16 176V175H15ZM14 176V177H15ZM36 176H38V174L36 175ZM42 176H43V174H42ZM58 176V175H57ZM86 176V175H85ZM148 176V175H147ZM154 176V175H153ZM160 176V175H159ZM174 176V175H173ZM177 176V175H176ZM180 176V175H179ZM181 176H183V175H181ZM208 176V175H207ZM215 176V175H214ZM3 177H4V175H3ZM3 177L2 176H0V178L4 181V179H5V181L7 180V177H8V175H7V177H4V179H3ZM14 177H11L10 179L12 180ZM25 177V176H24ZM35 177V176H34ZM56 177V176H55ZM63 177V176H62ZM80 177H82V176H80ZM89 177V178H90ZM111 177V178H110ZM155 177H157V176H155ZM172 177V176H171ZM202 177V176H201ZM241 177V176H240ZM239 177V178H240ZM16 178V177H15ZM32 178H33V176H32ZM57 178V177H56ZM106 178V179H105ZM109 178V179H108ZM191 178V177H190ZM208 178V177H207ZM206 178V179H207ZM222 178V177H221ZM237 179H238V177H236ZM256 178H257V176H256ZM260 178V177H259ZM9 179V178H8ZM67 179V178H66ZM66 179H64V180H66ZM81 179V178H80ZM79 179V181H81ZM83 179H86V177L84 178L83 177ZM112 179V180H111ZM145 179H147V178H145ZM144 179V180H145ZM155 179V178H154ZM173 179V178H172ZM181 179V178H180ZM186 179H188V177L186 178ZM186 179H185V182H186V184H187V181H186ZM205 179V178H204ZM212 179H213V177H212ZM216 179V178H215ZM215 179H213V180H215ZM235 179V178H234ZM234 179H233V181H234ZM22 180H24V181H26V179H22ZM37 180V179H36ZM45 180H47V179H45ZM44 180V181H45ZM49 180H50V183L51 182H53V180L52 179H50L49 178ZM59 180V179H58ZM68 180V179H67ZM107 180V181H106ZM148 180V179H147ZM161 180V179H160ZM176 180V179H175ZM194 180H195V177H194ZM202 180V179H201ZM212 180V181H213ZM236 180V179H235ZM256 180H258L259 181V179H256ZM14 181V180H13ZM12 181V182H13ZM40 182H42V180H39ZM38 181V182H39ZM43 181V182H44ZM56 181V180H55ZM76 181H78V179H76L75 180V184H76ZM108 181H109V183H108ZM155 181H157V180H155ZM184 181V180H183ZM191 181H192V179L190 180L189 179V184H187V186L188 187H191V186H189L190 185V183H191ZM228 181V180H227ZM233 181H231V182H233ZM257 181V182H258ZM18 182V181H17ZM31 182H32V180H31ZM46 182V181H45ZM62 182V181H61ZM81 182H84V181H81ZM81 182H79L80 183V185H81ZM118 182V183H117ZM140 182V181H139ZM158 182H159V180H158ZM157 182V183H158ZM168 182V181H167ZM179 182V181H178ZM177 182V183H178ZM196 182V181H195ZM200 182V181H199ZM205 182V181H204ZM207 182V181H206ZM206 182H205V184H206ZM219 182H221V181H219ZM264 182V181H263ZM4 183H6V182H4ZM22 183H23V181H22ZM25 183V182H24ZM106 183V184H105ZM141 183H142V181H141ZM146 183V182H145ZM155 183V182H154ZM176 183V182H175ZM177 183H176V185H177ZM197 183H198V181H197ZM201 183H202V181H201ZM208 183H209V181H208ZM211 184H212V182H210ZM214 183H216V181L215 182H213V184ZM230 183V182H229ZM256 183V182H255ZM8 184V183H7ZM28 184H30V182L28 181ZM49 184V183H48ZM47 184V185H48ZM84 184V183H83ZM82 184V185H83ZM90 184V183H89ZM110 184V185H109ZM116 185V187H114L113 185ZM138 184V183H137ZM153 184V183H152ZM151 184V185H152ZM165 184V183H164ZM170 184V183H169ZM173 184V183H172ZM193 184L196 186V183H194L193 182ZM192 184V185H193ZM205 184H202V185H200V186H204ZM223 184V183H222ZM236 184H237V181H236ZM235 184V185H236ZM257 184V183H256ZM1 185H2V182H1ZM5 185V184H4ZM39 185V186H38ZM46 185V184H45ZM54 185H57V184H54ZM86 185V184H85ZM141 184H138V186H140ZM179 185V184H178ZM194 185H193V188H194ZM208 185V184H207ZM218 185V184H217ZM233 185H234V183H233ZM15 186H17V185H15ZM26 186H27V190H29V186L27 185V181H26V183H25V185L23 184L22 185V187L21 188H23V187H25L26 188ZM31 186V185H30ZM71 186H72V188H71ZM77 186H78V184H77ZM94 186V185H93ZM110 186H112L113 188H111ZM153 186V185H152ZM186 186V187H187ZM198 186H199V184H198ZM206 186V185H205ZM211 186V185H210ZM239 186V185H238ZM244 186V185H243ZM264 187L262 184H260V187ZM9 187H11V188H13L14 186L12 185L11 186V184L9 185ZM9 187H7V188H9ZM18 187V186H17ZM52 187H54V186H52ZM145 187H146V185H145ZM157 187V186H156ZM160 187V186H159ZM180 187V186H179ZM183 187H184V184H183ZM197 187V186H196ZM219 187V186H218ZM224 187H225V185H224ZM226 187H228V184H227V186ZM247 187V186H246ZM0 188H1V186H0ZM40 188V187H39ZM42 188V189H43ZM51 188V187H50ZM68 188V187H67ZM81 188V187H80ZM84 188V187H83ZM87 188V187H86ZM151 188V187H150ZM169 188V187H168ZM176 188V187H175ZM203 190H208V189H210V187L208 188V187H201ZM201 188L199 187V189L200 190H198V188L196 189V193L199 191H201ZM208 188V189H207ZM223 188V187H222ZM255 188V187H254ZM2 190L4 189L3 187L1 188ZM1 189H0V191H1ZM50 190L51 191V194H49V192H47V190ZM53 189V188H52ZM54 189H58L57 187L56 188H54ZM99 189H100V187H99ZM114 190L113 191V193H112V190ZM180 189V188H179ZM216 189V188H215ZM240 188H238V190H239ZM242 189V192L244 191L243 190V188H241ZM261 189V188H260ZM7 190V189H6ZM5 190V191H6ZM14 190V189H13ZM26 190V189H25ZM26 190V191H27ZM38 190V189H37ZM68 192H67V191ZM159 190V189H158ZM177 190H178V187H177ZM182 190V189H181ZM193 190V189H192ZM191 190V191H192ZM202 190V191H203ZM229 189H227V190H224L225 192L226 191H228ZM250 190V189H249ZM255 190V189H254ZM258 190V189H257ZM257 190H255L256 192H257ZM264 189L262 188V191H263ZM4 191V190H3ZM11 191V190H10ZM15 191V193H17V191L18 190H14ZM56 192V194H54V192ZM89 191V190H88ZM116 191H117V193H116ZM147 191H148V189H147ZM183 191H184V189H183ZM194 191H195V188H194ZM235 191H237V190H235ZM239 191H241V190H239ZM261 191V190H260ZM259 191V192H260ZM37 192V191H36ZM47 192V193H46ZM62 192V193H61ZM66 194H65V193ZM90 192H92V191H90ZM146 192V191H145ZM159 192V191H158ZM162 192V191H161ZM171 192V191H170ZM179 192H180V190H179ZM189 192H190V189H189ZM208 192H209V190H208ZM230 192H233V191H231L230 190ZM264 192V191H263ZM11 193V192H10ZM53 193V194H52ZM84 193V192H83ZM89 193V192H88ZM88 193H87V195H88ZM100 193V192H99ZM154 193V192H153ZM174 193H176L175 191H174ZM185 194H186V192H184ZM194 193V192H193ZM207 193V192H206ZM222 193V192H221ZM19 194V193H18ZM80 194V193H79ZM82 194V193H81ZM98 194V193H97ZM117 194V195H116ZM137 194V193H136ZM150 194H151V192H150ZM179 194V193H178ZM183 194V193H182ZM201 194V196H198V195H200ZM204 195H205V193H203ZM213 193H212V191H211V194L210 195H212ZM228 194V193H227ZM257 193H255V195H256ZM260 194V193H259ZM20 195H21V192H20ZM41 195H43V196H41ZM50 195H52V196H50ZM84 195V194H83ZM180 195V194H179ZM190 195H191V193H190ZM195 195V194H194ZM194 195H192V196H194ZM198 195H197V197H202V192L201 193H198ZM204 195H203V197H204ZM206 195H208V193L206 194ZM205 195V196H206ZM261 195V194H260ZM5 196V197H4ZM11 196H12V198H11ZM47 196H49V198L50 199H48V197ZM112 196V197H111ZM180 196H182V195H180ZM228 196V195H227ZM250 196V195H249ZM253 196V195H252ZM19 197V198H18ZM41 197L43 198V200L41 199ZM45 197H47V198H45ZM72 197V196H71ZM91 197H93V196H91ZM179 197V196H178ZM203 197H202V199H203ZM206 197H208V196H206ZM212 197V196H211ZM258 198V196L256 195V196H254V198ZM262 197V196H261ZM11 198V199H10ZM15 198V199H14ZM45 198V199H44ZM87 198V197H86ZM158 198V197H157ZM176 198V197H175ZM182 198H183V196H182ZM182 198L180 197V199L179 198H177L176 200H181L182 201ZM191 197H189V199H190ZM241 198V197H240ZM252 198V197H251ZM251 198L250 199H248V201H251ZM33 199V200H32ZM114 199V200H113ZM116 199H117V201H116ZM124 199V200H123ZM201 199V198H200ZM200 199H198V200H200ZM207 199V198H206ZM37 200H39V201H37ZM81 200V202H82V199H80ZM90 200V199H89ZM98 200H99V198H98ZM113 200V201H112ZM118 200H119V202H118ZM122 200H123V202H124V205H123V202H122ZM155 200V199H154ZM153 200V201H154ZM184 200V199H183ZM193 200V199H192ZM192 200H191V203H193L194 202V200H193V202H192ZM212 200V203L214 202V205H215V201L213 200V199H210V200H207V201H211ZM216 200H218V198H216ZM254 200H256V199H254ZM253 200V201H254ZM33 201V202H32ZM42 201V202H41ZM45 203H44V202ZM136 201V200H135ZM153 201L151 202V204L153 203ZM203 201H205V203H206V205H207V207L205 208L206 210H208L209 209V207H210V205H212L211 204V202H210V205H209V203L206 201V200H203ZM203 201L202 202H200V201H198V202H196L195 201V203H203ZM89 202H92V204H90ZM107 202V201H106ZM116 202V203H115ZM128 202V203H127ZM137 202V201H136ZM135 202V203H136ZM158 199H157V204H158ZM185 202H186V198H185ZM220 202V201H219ZM257 201H255V203H253V204H256L257 205V203H256ZM262 202H263V200H262ZM262 202H260L259 203V205L258 206H260V204L262 203ZM6 203V204H7ZM37 203V205H39ZM88 203V204H87ZM108 203V202H107ZM127 203V204H126ZM133 203V202H132ZM167 203V202H166ZM181 203V202H180ZM190 203V202H189ZM204 203V204H205ZM218 202L216 201V204H217ZM222 203V202H221ZM252 202H250V204H251ZM10 204L12 205V207L13 208H11V206H10ZM14 204H16V205H14ZM21 204V203H20ZM19 204V205H20ZM72 204L74 205V207H75V209H74V207L72 206ZM76 204H78L81 208H79V206H78V208L77 209H80L79 210V213H80V211H82L83 209H82V207L84 208L85 206H88V207H85L84 209L86 210V212H85V210L84 211H82V215H78V213H77V209H76V207H77V205ZM98 204V203H97ZM101 204V203H100ZM103 204V203H102ZM121 204H122V206H125V207H127L125 210H122V208H121ZM137 204V203H136ZM157 204H154L153 203V205H154V207H155V205L156 206H159V205H157ZM184 203H182V205H183ZM204 204H202L201 206H203ZM218 204H220V203H218ZM252 204V205H253ZM18 205V206H19ZM27 205V206H26ZM44 205H45V209L43 208L44 207ZM47 205H49L48 207H47ZM76 205V206H75ZM92 207H91V206ZM104 205V204H103ZM134 205V204H133ZM165 205V204H164ZM189 205H191V204H189ZM245 205H246V203H245ZM252 205H250V206H252ZM262 205H264V203H262ZM6 206V207H5ZM14 206L16 207L15 208V210H14ZM21 206H22V204H21ZM30 206H31V204H30ZM50 206L51 207H54V208H50ZM71 206L73 207L72 209H74V210H72L71 209ZM137 206H138V204H137ZM141 206H142V204H141ZM161 206H162V204L160 205V208H161ZM170 206V205H169ZM176 206V205H175ZM181 206V205H180ZM187 206L188 205H186V207H185V204H184V206H181L182 207V211L185 213V215H184V213H183V217H185L186 216V214H188V213H190V212H187L186 211V209H187ZM198 206V205H197ZM220 205H218V207H219ZM242 206V205H241ZM243 206H244V204H243ZM255 206V205H254ZM253 206V207H254ZM9 207V208H8ZM23 207V206H22ZM140 207V206H139ZM171 207V209H172V205L170 206ZM181 207H177V208H175V209H178L179 210V208L181 209ZM223 207V206H222ZM247 207H249L248 206V204H247ZM252 207V208H253ZM256 207V206H255ZM264 207V206H263ZM33 208V209H34ZM58 208V209H57ZM136 208V207H135ZM164 208V207H163ZM186 208V209H185ZM190 208H192V212H194V208H199L200 209V207H196V205L195 204H192L191 206H190ZM211 208V207H210ZM212 208H215V207H213V205H212ZM217 208V207H216ZM215 208V209H216ZM245 208V207H244ZM252 208H251V210H252ZM13 209V210H12ZM29 208H27L26 210H28ZM30 209H32V206H31V208ZM32 209V210H33ZM41 209V210H40ZM54 209H57V210H55V211H57V212H55V213H51L52 212V210ZM139 209V208H138ZM143 209V208H142ZM152 209V208H151ZM183 209H185V210H183ZM189 209V208H188ZM249 209V208H248ZM258 209H259V207H258ZM260 209L262 210V207L260 206ZM259 209V210H260ZM37 210H33V212H37ZM53 210V211H54ZM63 211V212H60V211ZM71 210H72V214H71ZM90 210H92V211H90ZM97 210H98V212H97ZM167 210V209H166ZM196 210V209H195ZM203 209L201 208V211H202ZM213 210V209H212ZM223 210V209H222ZM250 210V211H251ZM256 210V209H255ZM258 210V211H259ZM263 210H264V208H263ZM262 210V212H263V214H264V211ZM15 211V212H14ZM19 211V210H18ZM42 211V213L43 214H41V213H39V214H41V218H45V215L47 216V214H44V212ZM89 211V212H88ZM135 211H137V209L135 210ZM139 211V210H138ZM143 211V210H142ZM145 211V210H144ZM150 211V210H149ZM153 211V210H152ZM157 211V210H156ZM155 211V212H156ZM180 211V210H179ZM191 211V210H190ZM200 211V210H199ZM204 212H205V210H203ZM202 211V212H203ZM210 211H211V209H210ZM228 211V210H227ZM253 211V210H252ZM35 212V213H36ZM83 212H85V213H83ZM88 212V213H87ZM91 212V213H90ZM169 212V210H167V213ZM196 212V211H195ZM195 212L194 213H192L190 216H193V217H195L194 216V214H195ZM203 212V213H204ZM207 212V211H206ZM214 212V211H213ZM217 212V211H216ZM215 212V213H216ZM219 212V211H218ZM254 213H255V211H253ZM251 213V214H254V213ZM257 212V211H256ZM25 213V214H24ZM58 213V214H57ZM63 213V214H62ZM70 213V214H69ZM77 213V214H76ZM144 213V212H143ZM158 213H160V212H158ZM161 213H163V212H161ZM201 213V212H200ZM202 213V214H203ZM229 213V212H228ZM60 214V215H59ZM91 214V216H89ZM197 214H198V212H197ZM201 214V215H202ZM245 214H247V213H245ZM257 214V213H256ZM256 214H254L255 216H256ZM43 215V216H42ZM113 215V216H112ZM150 215V214H149ZM154 215V214H153ZM200 215V216H201ZM205 215V214H204ZM217 216H218V214H216ZM220 215V214H219ZM32 216V215H31ZM34 216V215H33ZM53 216V217H54ZM69 216V217H70ZM146 216V215H145ZM188 217H189V215H187ZM198 216H199V214H198ZM203 216V215H202ZM207 216V215H206ZM248 216V215H247ZM259 217L261 216H264V215H262V214H259L258 215ZM69 217H68V221L70 220V219H72V218H70L69 219ZM100 217V218H99ZM97 219H99L98 220V222L99 223H101L102 221H100V219H101V216H99ZM102 217H104V216H102ZM126 217V218H125ZM131 217H133V218H131ZM139 217V216H138ZM142 217V216H141ZM140 217V218H141ZM196 217H197V215H196ZM223 217H225V216H223ZM147 217H145V219H146ZM159 218V217H158ZM161 218V217H160ZM159 218V219H160ZM74 219V218H73ZM73 219H72V223L74 222L73 221ZM76 218H75V220L76 221H78ZM95 219V218H94ZM93 219V220H94ZM103 219V218H102ZM119 219V218H118ZM124 219H126V220H124ZM138 219V218H137ZM137 219H136V221H137ZM143 219V218H142ZM150 219V218H149ZM154 219V218H153ZM14 220V219H13ZM27 220H28V218H27ZM30 220H32V221H30V224H29V222H28V224H29V227H28V231H29V229L31 228L30 226H33V231H32V228H31V233H32V235L34 236V237H42L43 238V248H44V246H45V248H44V250H43V254L44 255H48V254H50L51 253V251H52V249H54V241H55V239H56V237L54 236V233H52V231H51V229L49 230L48 228H46V226H44V224H40V223H42V222H36L35 220H37V219H35L34 220V218H30ZM48 220H49V222L50 221H52V218L50 219V218H48ZM10 221V219H8L6 222L8 223ZM34 221V222H33ZM37 221H39V219L37 220ZM81 221H82V219H81ZM92 221V220H91ZM97 221V220H96ZM118 222H119V220H117ZM151 221V220H150ZM158 221V220H157ZM4 222V223H3ZM44 222H48V221H44ZM49 222H48V224H49ZM113 222V221H112ZM117 222V223H118ZM141 222H143L142 220H141ZM153 222H154V220H153ZM156 222V221H155ZM192 222V221H191ZM191 222H190V224H191ZM20 223V222H19ZM19 223H18V226H19ZM25 223H27V221L25 222ZM32 223V224H31ZM36 223V224H35ZM39 223V224H38ZM55 223V222H54ZM67 223V222H66ZM80 223V222H79ZM82 223H83V221H82ZM85 223V222H84ZM83 223V224H84ZM89 223V222H88ZM95 223V222H94ZM103 224H104V222H102ZM108 223H110L109 221H108ZM114 223H115V220H114ZM140 223V222H139ZM147 223H148V220H147ZM187 223H189V221L187 222ZM199 223L200 224H202V222H198V223H196L195 224V222L193 223V227H192V224H191V227H190V225L188 224V226H189V229H192V233L195 235V233L193 232V230L195 229L196 230V228H197V233H196V235L198 234V237L199 238H201V240L199 239V241H201V243H196V242H194L195 240L197 241V242H199L198 241V237L196 238L194 235L192 236V233H189V234H191V238H190V242H192V239H193V242L192 243H196L197 244V246L198 245H200V244H203V246H201V247H203V250L205 251V249H207V248H209V250L207 251V254H208V252H209V257H210V255L213 253L214 254V252H212V251H214V250H216V248L215 247H213L214 245H212V244H210V242H213V238L216 240V238L218 239V236H220V235H216V234H214L213 235V237H212V241H210V236L212 235L210 232H209V230H208V233L210 234V238L209 237H207L208 236V234H203V233H205L204 231H202L201 230V228H200V230L198 229V226H196L197 224L199 225ZM12 223H10V224H8V225H11ZM22 224H24L23 222H22ZM34 224V225H33ZM38 224V225H37ZM71 224V223H70ZM82 224V227L84 226ZM106 224V223H105ZM141 224V223H140ZM149 224V223H148ZM231 224V223H230ZM40 225V226H39ZM56 225V224H55ZM91 225H92V222H91ZM107 225V224H106ZM111 225V224H110ZM124 225V224H123ZM138 225V224H137ZM142 225V224H141ZM147 225V224H146ZM150 225V224H149ZM196 226V228H194L195 226ZM203 225V224H202ZM27 226L28 225H24V227H25V230L27 229ZM41 226H43V227H41ZM65 226H66V224H65ZM89 226V225H88ZM98 226V225H97ZM96 226V227H97ZM159 226V225H158ZM160 226H161V224H160ZM159 226V227H160ZM199 226H201V225H199ZM224 226V225H223ZM222 226V227H223ZM10 227V231L11 230H13V228L15 227H13V226H9ZM74 227H75V229H76V226H75V224H74ZM140 227V226H139ZM245 227V226H244ZM3 228V227H2ZM5 228V227H4ZM49 228H50V225H49ZM63 228V227H62ZM65 228V227H64ZM111 228V227H110ZM129 228V230H127ZM141 228V227H140ZM140 228H139V230H140ZM194 228V229H193ZM205 228V227H204ZM16 229V228H15ZM67 229H69L68 227H67ZM73 229V228H72ZM142 229V228H141ZM145 229H147L146 227H144V230ZM152 229L153 230H156L157 228H152V226H151V232H152ZM162 229V228H161ZM223 229V228H222ZM226 229V228H225ZM229 229H231V228H229ZM246 229V228H245ZM244 229V230H245ZM6 230V229H5ZM4 230V233L6 232V235L7 234H9V233H7L8 231L6 230L5 231ZM48 230H49V232H48ZM100 230V229H99ZM138 230V229H137ZM243 230V231H244ZM19 230H17V232H18ZM27 231V232H28ZM68 232H69V230H67ZM66 231V232H67ZM77 231V230H76ZM97 231V230H96ZM123 231H121L120 233H123ZM143 231V230H142ZM158 231H160V228H159V230L157 229V232H155V234L156 233H159ZM214 231L216 232V230L214 229ZM217 231H220V230H218V228H217ZM230 231V230H229ZM228 231V232H229ZM234 231V230H233ZM247 231V230H246ZM246 231H244V233L246 232ZM250 230H249V228H248V232H249ZM16 231H15V233H13V231H11V233H13V234H10V235H14L13 237L14 238H12V239H10L11 237L10 236H5V235H0V237L1 238H4V237H6L7 239H9V241H10V243H9V241H8V244H9V247H10V244L12 243L13 244V242H15V243H18V248L16 247V246H14L15 248H13V249H16V252H17V254H18V256L20 255L19 254V252L21 251V253H23V257H25V258H23V257H21V255H20V257L18 258V256H16L15 255V257L17 258L16 260L18 261V263H20V261L18 260V259H23V262L22 263H25L24 261L26 260V259H28V258H30V256H31V258H32V261H31V258H30V260L29 261H31L32 262V264H46V263H48V262H43L41 259H40V261H39V259H37L38 260V262L37 263H34V258H35V256H36V253H35V251H30V245H29V241H28V238H27V236L25 235V233H26V231L25 232H23L24 233V235H22V236H20L19 237V233H17ZM29 232V233H30ZM70 232H72V230L70 229ZM77 232H79V231H77ZM154 232V231H153ZM152 232V233H153ZM162 232H163V234H162ZM161 232V234L160 235H162V236H164V233H165V231H162ZM191 232V231H190ZM3 233V234H4ZM81 233V232H80ZM95 233V232H94ZM212 233H213V230H212ZM223 233H225V235H226V232H223ZM237 233V232H236ZM239 233V232H238ZM237 233V234H238ZM17 234V235H16ZM75 234V233H74ZM99 234V233H98ZM154 234V233H153ZM152 234V235H153ZM229 234V233H228ZM16 235V236H15ZM115 235V234H114ZM159 235V234H158ZM201 235H202V237H204L203 239H202V237H201ZM205 235H207V236H205ZM243 235V234H242ZM249 235V233H247V235L246 234H244V239H246V236H248ZM254 235V234H253ZM256 235V234H255ZM4 236V237H3ZM75 236H76V234H75ZM74 236V237H75ZM101 236V235H100ZM105 236V235H104ZM112 236V235H111ZM117 236V235H116ZM150 236V235H149ZM217 236V237H216ZM233 236H235L234 234H233ZM239 236V235H238ZM237 236V237H238ZM250 236V235H249ZM258 236V232H257V235H256V237ZM259 236H261L260 234H259ZM10 237V238H9ZM78 237V236H77ZM76 237V238H77ZM80 237L81 238H83L82 237V235H80ZM115 237V236H114ZM155 237V236H154ZM221 237H222V235H221ZM252 237H255V236H252ZM255 237V238H256ZM0 238V239H1ZM19 238V239H18ZM55 238V239H54ZM66 238H67V236H66ZM81 238H79L78 237V242L80 241V240H82ZM150 238V237H149ZM156 238H159L158 236L156 237ZM195 238V239H194ZM236 237H234V239H233V237H231V239H233V242H234V240H236V242H234V244H236L237 243V238L235 239ZM241 238H242V236H241ZM250 239L251 237H247V239ZM257 238H260L261 239V237H257ZM15 239H16V241H15ZM64 239V238H63ZM69 239V237L67 238V240ZM93 239H94V236H93ZM93 239H92V242H93ZM112 239V238H111ZM118 239V238H117ZM121 239V240H120ZM145 239H147V241L145 240ZM163 239V238H162ZM240 239V238H239ZM245 240V243H244V245L246 244V242L249 240ZM254 239V238H253ZM260 239H259V241H260ZM18 240V241H17ZM70 240V239H69ZM152 240L153 239H150V242H152ZM159 240H161V237H160V239H158V240H156V241H159ZM219 240V239H218ZM242 240H243V238H242ZM242 240H241V243H243L242 242ZM256 240V239H255ZM254 240V241H255ZM32 241V240H31ZM77 241V240H76ZM111 241V240H110ZM121 241V242H120ZM154 241V240H153ZM155 241V242H156ZM257 241V240H256ZM68 242V241H67ZM72 242H73V240H72ZM107 242V241H106ZM155 242H153V244L155 243ZM215 242V241H214ZM239 242V241H238ZM249 242H250V240H249ZM251 242H252V238H251ZM70 243V242H69ZM101 243H102V241H101ZM101 243H99V244H101ZM115 243V242H114ZM117 243V242H116ZM149 243V242H148ZM158 243H160V241L158 242ZM158 243H157V246H158ZM241 243H239V244H241ZM258 243H261L260 244V246H258V248L259 247H261V245L263 244V242H262V240L260 241V242H258ZM77 244V247L79 246L78 244L79 243H76ZM95 244L97 245V243L95 242ZM105 244V243H104ZM162 244H163V240H162ZM195 244V245H196ZM217 244L219 245V243L217 242ZM224 244H225V242H224ZM228 244H229V241H228ZM234 244L233 243H231V246H233V248H234ZM247 244H248V242H247ZM246 244V245H247ZM253 244V243H252ZM251 243H250V245H252ZM66 245V244H65ZM64 245V246H65ZM74 245H75V241H74ZM108 245V244H107ZM211 245H212V249H211ZM217 245V246H218ZM237 245V244H236ZM243 245V246H244ZM246 245L244 246V247H246ZM1 246V245H0ZM5 246V245H4ZM3 246V247H4ZM150 246V245H149ZM207 246V247H206ZM228 246V245H227ZM242 246V247H243ZM9 247L7 248V251L8 252H6V255L7 254H9L10 253V251H9ZM75 247V246H74ZM153 248H154V246H152ZM161 247V246H160ZM199 247V246H198ZM220 247H221V245H220ZM241 247V248H242ZM247 247H250V246H247ZM254 247V246H253ZM252 247V248H253ZM12 248V247H11ZM115 248H117V244L115 245ZM156 248V247H155ZM172 248H174V247H172ZM192 248V247H191ZM215 248V249H214ZM78 249H79V247H78ZM118 249V248H117ZM160 249V248H159ZM163 249V248H162ZM224 249V248H223ZM243 249V248H242ZM257 249V248H256ZM20 250V251H19ZM65 250V249H64ZM104 251H105V249H103ZM110 250V249H109ZM108 250V251H109ZM146 250V249H145ZM147 250H149V248L147 249ZM153 249H151V251H152ZM169 250V249H168ZM174 250V249H173ZM186 250V249H185ZM201 250V249H200ZM221 250H222V248H221ZM239 250H240V248H239ZM254 250V249H253ZM19 251V252H18ZM70 251V250H69ZM144 251V250H143ZM156 251V250H155ZM155 251H153V252H155ZM206 251L204 252V253H206ZM217 251V250H216ZM242 251V250H241ZM244 251V250H243ZM242 251V252H243ZM247 251V250H246ZM246 251H245V253H243V254H247L246 253ZM1 252V251H0ZM16 252H15V254H16ZM64 252V251H63ZM67 252V251H66ZM65 252V253H66ZM75 253H76V251H74ZM149 253H150V250L148 251ZM188 252V251H187ZM222 252H223V256H224V251L222 250ZM236 252H238V251H236ZM249 252V251H248ZM251 252H253L252 250H251ZM254 252H256V250L254 251ZM29 253H31V255L30 256H28V258H26V256L29 254ZM40 253V252H39ZM52 253H53V251H52ZM75 253H73L74 254V256H75ZM155 253H157V252H155ZM167 253V252H166ZM172 253H173V251H172ZM229 252L227 251V254H228ZM2 254V253H1ZM13 254H14V251H13ZM42 254V253H41ZM40 254V255H41ZM42 254V255H43ZM142 254H144L143 256L145 257V253H141V256H142ZM146 254H148L147 252H146ZM151 254V253H150ZM238 254H239V252H238ZM2 255H4V254H2ZM2 255H0V256H2ZM10 256H14V255H12V253H10L9 254ZM7 256V257H10V256ZM78 255V253L76 254V256ZM93 255H95V254H93ZM154 255H156V254H153V256ZM215 255H216V253H215ZM217 255H218V253H217ZM235 255V254H234ZM53 256H54V254H53ZM75 256V257H76ZM91 255L89 254V257H90ZM139 256H140V253H139ZM228 256V255H227ZM238 256V255H237ZM5 256H2V258H4ZM7 257H5V260L3 261V259H2V261L0 260V264H6V263H10V261H11V258H10V260H9V262L7 261ZM40 257V256H39ZM48 257V256H47ZM46 257V258H47ZM78 257V256H77ZM76 257V258H77ZM80 258H78L79 259V261H78V263L76 262L77 260L74 258V259H72V260H70V262L72 261V264L73 263H75V264H83L82 262L81 263H79L81 260V255L79 256ZM143 257V258H144ZM148 257H149V255H148ZM159 257V256H158ZM171 257V256H170ZM173 257V256H172ZM177 257V256H176ZM219 257H222V256H219ZM231 257H233V256H231ZM239 258H240V256H238ZM242 257V256H241ZM247 257H248V255H247ZM246 257V258H247ZM252 257V256H251ZM7 258V259H6ZM36 258H38V257H36ZM53 258V257H52ZM51 258V259H52ZM67 258V257H66ZM73 258V257H72ZM91 258H94L93 256L91 257ZM90 258V259H91ZM243 258V257H242ZM1 259V258H0ZM54 259V258H53ZM59 259V258H58ZM88 259V258H87ZM147 259V258H146ZM145 259V261H147ZM161 259V258H160ZM173 259V258H172ZM172 259H171V264H173L174 263V261L172 262ZM223 259V258H222ZM226 259H228V258H226ZM250 259V258H249ZM13 260V259H12ZM57 260V257H56V259L55 260H50V261H52L51 263H53V262H55ZM64 260V259H63ZM83 260V259H82ZM85 260V259H84ZM139 260L140 259H138V262H139ZM174 260V259H173ZM209 260H211V257H210V259L208 258V261ZM235 260V259H234ZM236 260H237V258H236ZM235 260V261H236ZM242 259L240 258V260H237V261H241ZM7 261V262H6ZM16 261V262H17ZM28 261V260H27ZM26 261V263H28ZM45 261V260H44ZM47 261H49V259H47ZM59 261V260H58ZM93 261V260H92ZM112 261V260H111ZM116 261V262H117ZM148 261H151V262H149V264H151L152 263V259L151 260H148ZM215 261H218V262H220V259L218 258L217 260H215ZM215 261H213V262H215ZM230 261H231V258H230ZM2 262V263H1ZM6 262V263H5ZM13 262H15L14 260H13ZM40 262V263H39ZM64 262V261H63ZM87 262V261H86ZM85 262V263H86ZM95 262V261H94ZM98 262V261H97ZM102 262H103V260H102ZM118 262V263H119ZM142 262V261H141ZM141 262H140V264H141ZM155 262H158L156 259H155V261H154V263ZM179 263H180V261H178ZM188 262V261H187ZM211 262V261H210ZM50 263V264H51ZM84 263V264H85ZM91 262H89L88 264H90ZM124 263V262H123ZM123 263H121V264H123ZM126 262H125V264H127ZM162 264V262H161V260H160V262H158V264ZM167 263V262H166ZM165 263V264H166ZM217 263V262H216ZM227 263V262H226ZM236 263V262H235ZM239 263V262H238ZM49 264V263H48ZM56 264H57V262H56ZM92 264V263H91ZM103 264H104V262H103ZM106 264V263H105ZM109 264V263H108ZM111 264V263H110ZM115 264V263H114ZM117 264V263H116ZM139 264V263H138ZM143 264H146V263H144L143 262ZM153 264V263H152ZM156 264V263H155ZM168 264V263H167ZM181 264V263H180ZM189 264H192V263H190L189 262ZM211 264V263H210ZM220 264H222V262L220 263ZM230 264H231V262H230ZM239 264H241V262L239 263ZM245 264H246V262H245Z\"/></svg>","mask_w":264,"mask_h":264},{"label":"rangeland","instance_id":"374dc122","mask_svg":"<svg viewBox=\"0 0 264 264\" xmlns=\"http://www.w3.org/2000/svg\"><path fill=\"white\" fill-rule=\"evenodd\" d=\"M178 1H180V2H178ZM197 1V2H196ZM152 0V2L150 3L151 5H152V7H153V10H151V11H153V12H151V13H153V14H155L154 15V19L155 18H157L158 19V21H157V23H159L160 21H162V19H165V18H167L166 19V21H165V23L167 24L168 23V26H166V27H168V28H166L163 32H162V35H160V37L161 36H163V38H158V40H157V46H156V48H155V50L157 51L156 53H155V57H156V60H158V63H159V65H161L162 63V65L161 66H159L158 68H154V69H152L150 72H151V74H150V77H148L149 79H150V81L152 80V84H151V86H150V91H151V101H152V98L154 99L155 98V100H153L152 102H150L149 103V112L151 113V115L153 114L152 112L154 111V117H156V119L154 118V117H152V119L150 120V118H151V116L150 117H147V116H149L150 114H149V112H148V114L149 115H147L146 116V114L147 113H145V112H143L144 111V109L143 108H148V106L146 105V106H144L143 108L141 107L140 108V106L138 107V105H137V103H135L137 106H135V109H134V111H133V113L134 112H136L137 110H139L140 111V113H139V111H137V113H135V114H133V120H132V129H131V132L132 133H134L135 132V134H133V137H134V140H136V141H138L139 139V142L138 143H140L141 145V147H142V149H143V152L144 153H146L149 157H150V161H149V164H148V167H146L144 170L145 171H140V170H138V174H137V176H136V174L134 175V177H138L139 175V177H141L142 178V180H139V178H137V180H136V178H135V184H134V190H133V193L132 194H134L133 195V197H136V198H134L133 199V201H131L130 203H128L129 204V208L131 209V210H133V209H137V211H135L134 210V218H138L137 219V221H136V219H135V223H136V227H135V229H136V232L139 234V236H140V233L142 232H144V234H141L142 235V237L146 234V238H147V236H148V241H147V239H145L146 241H147V245H148V247L147 248H143L142 249V251H137V254H136V251H135V253L133 254L134 255V257H136V259L135 260H137V261H135L136 262V264H140V262H141V264H143V262L144 263H146V264H149V262H151V261H148V260H153L152 261V263L153 264H158V262H160V260H161V262H162V264H165L166 262L168 263V264H171V259H172V262L174 261V263L173 264H189V262L190 263H192V264H220L221 262H222V264H230V262H231V264H239L240 262H241V264H245V262H246V264H264V216H258L259 214H262V215H264L263 214V212H262V210H263V206L264 205H262V203H264V190L262 191V188L264 189V187H260V184H262L263 186H264V177L262 176H259L258 174H256V173H254L255 171H254V169H246V168H243V169H245L244 171H245V173H244V171H243V169L242 170H239L240 168H239V164H237L236 162H234L233 161V159H231V158H233V157H231L232 155H234V159H236V152H233V149H234V151H236L235 150V148H236V146H237V144H236V146H235V148H233V149H229L230 148V146H231V148H232V144L235 142V140H234V138H235V136L237 137V135H235L236 133H237V130H240V132L241 131H243L242 130V127H243V125L245 124V120L248 122V120L249 119H251L254 115H256L257 113L258 114H263V116H264V109H263V107H262V109H263V111H258L256 108V110L255 109H252V107L254 108V103L252 104V106H251V109H250V105L249 104H251V102H249L248 103V105H249V107L248 106H246L247 105V103H246V105H244V102H240L242 105H240V103L238 104V106H236V105H234V102H233V105H231L230 104V106L229 107H233V110H229L230 108H224L223 106V109L225 110H227V113H229V115L231 116V117H233V116H236L237 117V119H236V117L234 118H231L230 116H228V114L225 112V114H224V112H223V110H222V113L220 112L221 110L219 109L217 112H219V113H217V114H219V115H224L227 119H225L224 118V120L225 121H227V122H229V124L228 123H224V122H221V119L220 118H217V117H215L217 114H216V112H215V108H214V110H212V108H203L202 107V109L204 110H202L201 108H200V106H198L197 104H195L194 102H192L193 101V99L192 100H190L191 99V97H190V92H189V88H186L187 87V85H188V83H186V78H185V75H186V77L188 76L187 74V70L185 69V65L187 64H194V62H195V60H196V62H197V57L199 56V58L198 59H200V60H202V57H204V55L203 56H201L202 54H204L205 52H207V51H211L212 50V54H213V52H215L213 55L215 56H222L223 57V55H224V57L222 58L223 60L225 59V62H227L228 63V65L229 66H231V63H234L235 61L234 60H237V58L235 59V58H233V57H235V53L233 52V54H231L230 52L231 51H233V50H231V51H229V58H228V56H227V53L228 52H225L224 53V49H222V47H221V45H223V42L221 43L219 40H214V41H211V43H206V44H203V40L200 42V43H202L200 46H198L197 44H195V45H192L191 44V42L194 40H196V41H200V35H204V34H206V36H208V33H210V28L212 27V26H216V27H213V28H211V33L213 34V33H215V32H218L219 31V29L221 28V31H223L222 29L224 28H222V25L223 26H225V25H227V23H228V25H230L231 26V23H234V22H236L235 21V18H237V16H238V18H239V12L241 11V13H243V10H240L239 12H238V10H239V4L243 1V2H246L245 0H242V1H240L239 0V2H238V0L236 1V0H233V1H231V0H223L224 1V3H223V5H222V0ZM218 1V2H217ZM231 2V4L229 3V2ZM254 1V2H253ZM165 2V3H164ZM172 2V3H171ZM200 2V3H199ZM219 2H221V3H219ZM228 2V3H227ZM237 2V3H236ZM250 2H252V3H254V4H252V3H250ZM161 3H162V6H161ZM167 3V4H166ZM173 3H174V5H173ZM176 3V4H175ZM164 4V5H163ZM171 4V6L169 7V5ZM211 4V5H210ZM233 4H236V5H234L233 7H234V9L233 8H231V5H233ZM245 4V3H244ZM249 4H250V6H249V9H248V7H247V15H248V13L250 12V11H252V12H254V10H255V14L254 13H252V12H250L249 13V17H251V18H249L248 19V17L246 16V18H247V20H246V23H249L250 25H246L247 27H246V29H247V35H248V42H247V46H248V49H246V51L245 52H248V53H250V55L251 54H255L254 56H256V52L258 51L257 49L259 48V45H260V47L261 46H264V41L262 42V37L264 36V19H263V21H261V22H259V21H257V18H256V16L258 15L257 13H260L259 15L261 16V18L264 16V14H263V16H262V13H264V8H263V12L259 9V8H261V7H263L264 6V2H263V0L262 1H260V0H249ZM248 4V2H246V5L248 6L249 5ZM150 5V6H151ZM159 5V6H158ZM194 5V6H193ZM225 5V6H224ZM241 6L243 5V4H240ZM252 5V6H251ZM262 5V6H261ZM156 6V7H155ZM172 6L174 7V8H172ZM179 6H181V7H179ZM192 6V7H191ZM203 6V7H202ZM235 6H238L237 8H238V10L236 9V11H237V16H235L236 14H234L233 12H236L235 11ZM241 6H240V9H241ZM166 7V8H165ZM221 7V8H220ZM222 7H223V9H222ZM229 7V8H228ZM243 8H245V6L243 5L242 6ZM172 8V9H171ZM252 8V9H251ZM168 9V10H167ZM194 9H196L197 11L199 10L200 12L199 13H202V14H200V16H197L196 14H194ZM220 9V10H219ZM226 9V12L225 13H223L224 12V10ZM231 9H233L234 11L233 12H231ZM251 9V10H250ZM194 10V11H193ZM215 10V11H214ZM217 10V11H216ZM221 10H223V12H221ZM228 10V11H227ZM230 10V11H229ZM260 10V11H259ZM176 11H177V13H176ZM213 11V12H212ZM158 12V13H157ZM168 12V13H167ZM214 12H215V14H214ZM219 12H221L220 14H219ZM231 12V13H230ZM245 12V11H244ZM257 12V13H256ZM172 13L174 14L173 16H172ZM228 13V14H227ZM161 14V15H160ZM177 14V15H176ZM191 14V15H190ZM206 14V15H205ZM229 14H231V15H233V17H231V18H233V20H231V21H233V22H231L230 23V16H229ZM251 14H252V16H251ZM254 14V15H253ZM158 15V16H157ZM169 15H170V17H169ZM196 15V16H195ZM213 15V16H212ZM214 15H216V16H214ZM223 15V16H222ZM225 15L227 16H229L228 18L227 17H225ZM259 15L257 16L258 17V19H259ZM166 16V17H165ZM174 16H176V18H174ZM194 16L196 17V18H194ZM205 16V17H204ZM209 16V17H208ZM241 16H242V14H241ZM243 16H244V14H243ZM243 16L242 17H240V19H242L243 18ZM162 17V18H161ZM222 17H223V19H222ZM245 17V16H244ZM254 18V21H253V18ZM161 18V19H160ZM177 18H179V19H177ZM188 20H187V19ZM205 18L206 19H208V20H205ZM217 18V19H216ZM222 19V20H219V19ZM224 18H226V20L224 19ZM264 18V17H263ZM172 20L171 21V23H170V21H168V20ZM173 19H174V21H173ZM211 19V20H210ZM214 19V20H213ZM156 20V19H155ZM203 20H204V22H203ZM213 20V21H212ZM216 20H217V23H218V25L216 24ZM228 20V21H227ZM243 21H245L244 19H242ZM176 21V22H175ZM179 21V22H178ZM193 21V22H192ZM206 21H208V23H210V24H208V23H206ZM211 21V22H210ZM221 21H225V22H221ZM241 21V20H240ZM257 21V22H256ZM162 22H164V20L162 21ZM162 22H160L159 24H160V26L162 25V24H164V23H162ZM203 22V23H202ZM263 22V23H262ZM162 23V24H161ZM174 25H173V24ZM184 23V24H183ZM189 23V24H188ZM199 23H200V25H202V26H200L199 25ZM204 23H206V24H208L207 26H203V25H205ZM253 23V24H252ZM257 23H259V24H257ZM260 23H261V25H260ZM158 24V25H159ZM179 24V25H178ZM198 24V25H197ZM214 24V25H213ZM165 25V24H164ZM163 25V26H164ZM193 25V26H192ZM198 27H197V26ZM212 25V26H211ZM220 25V26H219ZM244 25V24H243ZM253 25H255V26H253ZM210 26V27H209ZM229 26V27H230ZM249 26H251V28H253V29H251ZM256 26H258V28H256V29H254ZM260 26H262V28H260ZM175 27V28H174ZM193 27H195L194 29H192ZM245 27V26H244ZM206 28V29H205ZM227 28V27H226ZM176 30V33L175 34H172L173 32H175V30ZM182 29V30H181ZM214 29V30H213ZM245 29V28H244ZM244 29H243V31H244ZM249 29V30H248ZM169 32H168V31ZM200 30V31H199ZM208 30H209V32H208ZM213 30V31H212ZM218 30V31H217ZM253 30V31H252ZM165 31H167V32H165ZM201 32V33H200ZM207 32V33H206ZM257 32V33H256ZM210 33V34H211ZM245 33V32H244ZM252 33V34H251ZM166 34H167V36H166ZM192 36H191V35ZM251 35V37L249 38V36ZM178 35V36H177ZM198 35V36H197ZM254 35V36H253ZM257 35V36H256ZM169 36V37H168ZM175 36V37H174ZM180 36H181V38H180ZM197 36V37H196ZM261 36V37H260ZM187 37H190L189 39H187ZM202 37H204V36H202ZM179 38V39H178ZM207 38V37H206ZM215 37H213V39H214ZM255 38V39H254ZM161 39H163L162 41H161ZM172 39V40H171ZM249 39H250V41H252V42H250L249 41ZM256 39H257V41H256ZM261 39V40H260ZM184 40V41H183ZM187 40H188V43L190 44V45H188L189 47H187ZM210 40H211V37H210ZM260 40V41H259ZM194 41H193V43H194ZM206 41V40H205ZM257 43H256V42ZM168 42V43H167ZM210 42V41H209ZM213 42H214V44H216L215 46H216V49H218V50H214L215 49V46H214V44H213ZM244 42H246V40H244ZM258 42H259V44H258ZM248 43H253L252 45L251 44H248ZM263 43V44H262ZM173 44V45H172ZM176 44V45H175ZM208 44V45H207ZM213 44V45H212ZM218 44H219V47H221V48H219V47H217L218 46ZM221 44V45H220ZM244 44V43H243ZM164 45V46H163ZM193 47H192V46ZM242 45V44H241ZM245 45H246V43L244 44V47H245ZM178 46H180V47H178ZM198 46V47H197ZM207 46V48H205ZM239 46V45H238ZM238 46H236V47H238ZM243 46V45H242ZM252 46V47H251ZM254 46V47H253ZM258 46V47H257ZM165 47V48H164ZM185 47V48H184ZM197 47V48H196ZM201 47V48H200ZM208 47H210V48H208ZM257 49H256V48ZM167 48V49H166ZM191 48V49H190ZM198 48H199V50H198ZM214 48V49H213ZM243 48V47H242ZM183 49H187L186 51L184 50L183 51ZM192 49L194 50V52H195V54H191V57H195L196 59L194 60V62L192 61V60H189L190 59V54H188V53H192L193 51H192ZM201 49H202V52H201ZM245 49V48H244ZM243 49V50H244ZM250 49V51H248ZM252 49H256L254 52L255 53H253V51H252ZM164 50V51H163ZM182 50V51H181ZM223 50V51H222ZM241 50V49H240ZM240 50L238 51V49L236 50V51H238V52H240ZM260 50H261V48L259 49V52L258 53H260ZM187 51H191V52H187ZM205 51V52H204ZM219 51V52H218ZM222 51V52H221ZM252 51V52H251ZM263 51V50H262ZM160 52V53H159ZM181 52H183L181 55H180V53ZM199 54H197V53ZM245 52H243V53H245ZM217 53V54H216ZM239 54V53H238ZM261 54L263 55V53L261 52ZM176 55V56H175ZM183 55H185V57L187 56V58H184V57H182ZM188 55H189V58H188ZM211 55V54H210ZM233 56V57H231V56ZM246 55H248L247 53H246ZM169 56V57H168ZM226 56H227V58H226ZM170 57H173L171 60H170ZM201 57V58H200ZM236 57H237V53H236ZM242 57L243 58H245V55L243 56L242 55ZM248 57H250V56H247V58ZM251 57H253L252 55H251ZM250 57V58H251ZM257 57V56H256ZM260 58H262L263 56H259ZM175 58H176V60H175ZM182 58H183V60H182ZM230 58H233V59H230ZM239 60L241 59V55H239ZM255 58V57H254ZM264 58V57H263ZM155 59V58H154ZM184 59H186V60H184ZM257 59H258V57H257ZM162 60H164V61H162ZM168 60H170V61H168ZM173 60H174V65H173ZM182 60V61H181ZM231 60H233V62H230ZM241 61H242V59H241ZM259 61V60H258ZM189 62V63H188ZM203 62H205V61H203ZM203 62H201V61H199V65L202 63V65L204 64ZM224 61H223V63L228 67V65H227V63H225ZM263 63H264V60L262 61ZM157 63V64H158ZM170 63V64H169ZM172 63V64H171ZM230 63V64H229ZM236 63V62H235ZM138 65L140 64L141 65V63H137ZM261 64V63H260ZM179 65V66H178ZM187 65H186V68H187ZM202 65H201V67H202ZM171 66H173L172 68H171ZM175 66H177L176 68H175ZM183 66V67H182ZM233 66H234V64H233ZM231 66L230 68H236L237 67V63H236V67L234 66ZM238 67H239V65H238ZM176 70H175V69ZM180 68V69H179ZM263 69H264V64H263V67H262ZM174 69V70H173ZM245 68H238L236 71H237V74H236V80H237V85H238V80L240 81V73H239V71H241L242 72V70H244ZM162 71V72H161ZM172 71H173V73H172ZM178 71V72H177ZM171 76H170V75ZM173 74H175L174 76H173ZM178 76V78L179 79H177V76ZM253 75H251L249 72H245V74L243 75V76H241L242 77V80L244 79V80H246L248 83H249V85H251L250 83H252V82H254L255 83V78L254 77H256L255 75L252 77ZM249 77H252V78H254L253 79V81H252V78L251 79H249ZM139 78V79H138ZM138 78H136L135 79V81L137 82V79L139 80V81H141V83L143 82L142 81V76H139ZM185 78V79H184ZM249 79V80H248ZM252 82H251V81ZM187 82H188V77H187ZM243 82V81H242ZM241 83V82H240ZM247 83V84H248ZM254 83H253V85H254ZM173 84V85H172ZM138 83L136 84V88L138 89ZM142 85H143V83H142ZM178 85H180V87H178ZM186 85V86H185ZM185 86V87H184ZM140 87H141V85H139V91H138V93L140 92ZM188 87H189V85H188ZM240 87V86H239ZM143 88H144V85H143ZM175 89V92H173V90ZM179 89H180V91H179ZM239 89V88H238ZM171 90V91H170ZM233 91V90H232ZM261 91V90H260ZM187 92L189 93V94H187ZM172 93H174V94H176L175 96H176V99H175V97H173L174 96V94H172ZM230 93V92H229ZM229 93H227V94H229ZM258 93V92H257ZM260 93V92H259ZM259 93H258V95H259ZM136 94V93H135ZM152 94H153V96H152ZM187 94V95H186ZM231 94V93H230ZM237 94H238V91H237ZM236 94V95H237ZM256 94V93H255ZM261 94H264L263 92L261 93ZM137 95V98H139L138 97V95L139 94H136ZM167 95L169 96V97H167ZM177 95H179V98L177 97ZM185 95H186V97L188 98V96H189V101H187V98L185 97ZM235 95V96H236ZM239 95H241V94H239ZM244 95V97H246L248 94H243ZM242 95V96H243ZM140 96V95H139ZM184 96V97H183ZM249 96V95H248ZM247 96V97H248ZM165 97V98H164ZM231 97V96H230ZM243 97V98H244ZM252 97V96H251ZM142 99H143V96L141 97ZM141 98H140V100H141ZM145 98V97H144ZM170 98V99H169ZM182 98V99H181ZM233 98H234V96L233 97H231V100H233ZM239 98H240V96L239 97H237V99H238V102H239ZM249 98V97H248ZM248 98H244V99H248ZM262 98H264V96L263 97H261V98H259V100L260 99H262ZM163 99V100H162ZM174 100V104H173V102H172V104H171V101L170 100ZM179 99V100H178ZM229 99V98H228ZM251 99V98H250ZM249 99V101H251ZM138 100V99H137ZM139 100V102L141 103V101ZM162 100V101H161ZM243 100V99H242ZM159 102V105H158V103H156V102ZM169 102V104H167L168 102ZM176 101H177V103H176ZM187 101V102H186ZM253 101V100H252ZM255 101V100H254ZM138 102V101H137ZM138 102V103H139ZM161 102V103H160ZM162 102H164L163 104H162ZM179 102V103H178ZM229 103H231L230 102V100L228 101ZM227 102V103H228ZM257 102V101H256ZM140 103H139V105H140ZM187 103H188V107H187ZM191 103H192V106H191V108L193 107H195V109L197 108V106H198V108H197V110H199V108H200V112H198L197 113V111H195V109H191L190 110V105H191ZM150 104H152V105H150ZM164 104H165V107H164ZM175 104H177V106L175 105ZM179 104H181L180 106H179ZM186 104V105H185ZM259 104H261V101L259 102ZM156 105H157V107H156ZM169 105L171 106V107H169ZM172 105L173 106H175L177 109H174L173 107H172ZM258 105V104H257ZM154 107V108H152V112H151V107ZM158 106H160V107H158ZM242 106V107H241ZM243 106H245V107H247V109H250L251 111L252 110H255V111H253V112H255V113H250L249 111L250 110H246L245 109V111H247V112H249V115H250V117H249V115H247V112H245V111H242V112H244L245 113V115H244V113L243 114H240V113H242V112H240L239 114L241 115H238V110L239 111H241V110H244V108H243ZM256 106V105H255ZM137 107L139 108V109H137ZM164 107L165 108V110L166 111H164V108H163V110H160V109H162V108ZM166 107H168V109L166 108ZM218 107H220L219 105H218ZM226 107V106H225ZM234 107H235V109H234ZM178 108H179V110H178ZM216 108H217V106H216ZM239 108V109H238ZM257 108H258V106H257ZM142 109V110H141ZM170 109H171V111H170ZM181 109H182V111H181ZM136 110V111H135ZM148 110V109H147ZM146 109H145V111H147ZM156 110H157V112H156ZM159 110V111H158ZM172 110H175L174 111V114L176 115H174V114H172L173 113V111ZM207 110V111H206ZM209 110H212L213 111V113L214 114H216V115H214L213 113H211L210 114V112H209ZM229 110V111H228ZM260 110H261V108H260ZM141 111L143 112V114H145V116L147 117V119H146V117L141 113ZM162 111H164L165 112V114L162 112ZM189 111H191L190 112V114H189ZM194 111L196 112V114L194 113ZM206 111V112H205ZM158 112H159V114H158ZM171 113V115H169L168 116V113ZM181 112V114H178V113H180ZM231 112V113H230ZM156 113V114H155ZM161 113L163 114V116L164 115H166L167 114V118H166V121H165V118L163 119V117H161L162 115H161ZM188 113V114H187ZM233 113H235V114H233ZM137 114H139L140 116L142 115V117H140V118H142V119H140V118H138L139 117V115H137ZM187 114V116H185ZM194 114H195V116H194ZM201 114L203 115L202 117H204L205 119H207V120H205V119H203L202 117H201ZM205 114V115H204ZM226 114H227V116H226ZM136 115V116H135ZM175 116V118H174V116ZM210 115H212L211 117H210ZM246 115H247V117H246ZM252 115V116H251ZM138 116V117H137ZM182 116V117H181ZM184 116V117H183ZM196 118H194V117ZM198 118H197V117ZM206 116V117H205ZM208 116V117H207ZM218 116V115H217ZM223 116V117H224ZM244 116V117H243ZM257 117H258V115H256ZM262 116V115H261ZM262 116V117H263ZM160 117L163 119V123L162 122H160ZM169 117V118H168ZM181 117V118H180ZM185 117H186V120L187 119H189L187 122H189V124H186L187 122L186 121H183V120H185ZM199 117H200V119H199ZM241 117V118H240ZM153 118L155 119V120H153ZM183 118V119H182ZM239 118L241 119L240 121H239ZM135 119H137V120H135ZM138 119H140L141 120V122H140V120H138ZM170 119H172L171 121H169ZM174 119H175V122H173L174 121ZM180 119V120H179ZM208 119H210V120H208ZM216 119V120H215ZM220 119V120H219ZM229 119V120H228ZM235 119V123H234V125H233V123H231V121H233ZM245 119V120H244ZM135 120V121H134ZM146 120V121H145ZM153 120V121H152ZM158 120V121H157ZM199 120V121H198ZM211 120H213V121H211ZM223 120V121H224ZM242 120H243V122H242ZM156 121V122H155ZM178 121H180V122H178ZM192 121V123H190ZM239 121V122H238ZM147 122V123H146ZM154 122V123H153ZM159 122V123H158ZM171 125V126H168V123ZM176 122H178V123H176ZM206 122V123H205ZM212 122H213V124H212ZM216 122H219V123H217V124H215L214 125V123H216ZM223 123V124H225L224 125V127H223V124H222V126H221V123ZM238 122V126H236L237 123ZM250 122V121H249ZM248 122V123H249ZM263 122V121H262ZM138 123H140L139 124V126H137V124ZM145 123H146V125H145ZM164 123H166L165 124V127H164ZM175 123H176V125H177V128H176V125H175ZM182 123V124H181ZM199 123V124H198ZM241 123H243V124H241ZM253 123V122H252ZM255 123V122H254ZM136 124V125H135ZM142 124V125H141ZM153 124V125H152ZM157 124V125H156ZM160 124V126L161 127H159L158 125ZM203 124V125H202ZM210 124H212L211 126H210ZM148 125H150L149 126V129H148ZM186 125V126H185ZM201 125V126H200ZM208 125V126H207ZM227 125V126H226ZM248 125V124H247ZM246 125V126H247ZM261 125H262V123H261ZM155 126V127H154ZM157 126L159 127V128H157ZM208 128H207V127ZM216 126V127H215ZM226 126V127H225ZM234 126V127H233ZM240 126V128H237V127H239ZM242 126V127H241ZM249 126V125H248ZM251 126H252V124H251ZM140 127V128H139ZM145 127V129H143V131H141L140 132V129H142V128H144ZM163 127V129H161L162 130V133H161V135H160V133H158V134H156L155 132H158L159 130H160V128H162ZM172 127L174 128V130H172ZM182 127V128H181ZM185 127V128H184ZM214 127V128H213ZM221 129H220V128ZM230 128V130L229 131H226V130H224V128L225 129H229ZM254 126H252V128H253ZM153 128H154V130H153ZM157 130H156V129ZM167 128H168V130H167ZM216 128V129H215ZM244 128V127H243ZM251 128V129H252ZM135 129H137V130H135ZM146 129H148L149 130V132H148V130H146ZM213 129V130H212ZM233 129H235V131L233 130ZM248 129V128H247ZM249 129H250V126H249ZM255 129V128H254ZM135 130V131H134ZM144 130H146V133H144ZM153 131V133H152V131ZM161 130H160V132H161ZM177 130V132H174V131H176ZM182 130V131H181ZM190 130H191V132H190ZM206 130H207V132H206ZM231 130H233L234 131V134L233 135H235L234 136V138L233 137H231V136H233V135H231V133H233V131H231ZM134 131V132H133ZM139 131V132H138ZM178 131H179V135H178ZM201 131V132H200ZM213 131V132H212ZM231 131V132H230ZM244 131H245V129H244ZM244 131H243V133H244ZM249 130H247V132H248ZM172 132H173V134H172ZM188 132V133H187ZM196 132H198V134L196 135ZM200 132V133H199ZM218 132V133H217ZM224 132L226 133V134H224ZM239 132V133H240ZM246 132V131H245ZM138 133V134H137ZM148 133V134H147ZM168 133V134H167ZM211 133H212V135H211ZM256 133V132H255ZM140 134V135H139ZM141 134H144L145 135V137H144V135L142 136ZM150 134H153V135H155V136H150ZM163 134H165V135H163ZM176 136H175V135ZM187 134V135H186ZM207 134H209V135H207ZM214 134V135H213ZM228 134V136L227 137H225L226 135ZM248 134V133H247ZM254 134V133H253ZM252 134V135H253ZM138 135V136H137ZM146 135H147V137H146ZM163 135V137H162V139H161V136ZM217 135H218V137L219 138H217ZM229 135H231V136H229ZM242 135V134H241ZM262 135V134H261ZM135 136H137V138L135 137ZM140 136V137H139ZM156 136H158V137H160L159 139H157L156 138ZM198 136V137H197ZM210 137V138H208V137ZM213 136V137H212ZM215 136V137H214ZM239 136V135H238ZM249 136V135H248ZM149 137H150V139H149ZM181 137V138H180ZM201 137V138H200ZM239 137H241V136H239ZM243 137H244V134H243ZM147 138V139H146ZM153 138V139H152ZM174 138H176V140L174 139ZM221 138V139H220ZM223 138V139H222ZM226 138V139H225ZM255 138V137H254ZM99 139V138H98ZM94 140L93 141V143L94 142H96L97 143V141H99V140ZM102 139V138H101ZM142 139H144V141H142ZM180 139H182L183 140V142H181L182 140H180ZM229 139V143L230 144H227L228 142L227 141H225V140H228ZM236 139V138H235ZM249 139V138H248ZM251 140H252V138H250ZM10 140V139H9ZM9 140L7 141L9 144H8V146L10 145V144H13L12 142L14 141L13 139H11L10 140V142H9ZM13 140V141H12ZM51 140H56V139H51ZM62 140V139H61ZM76 140V141H75ZM75 140H73V141H75V143H78V142H81V140H77V139H75ZM153 140V141H152ZM168 140H169V143H168ZM198 140V141H197ZM207 141V142H205V141ZM218 140H220V141H218ZM231 140V141H230ZM242 140V139H241ZM258 140V139H257ZM2 141V140H1ZM6 141H3L4 142V144L6 143ZM21 142H17V141H15L16 142V144L18 143V144H20L21 146H22V148L24 149L25 148V143L22 141V140H20ZM60 141V140H59ZM64 141V140H63ZM59 142V144L61 143L62 145H60V146H58V145H55V144H58V143H56V142H58L57 140L55 141V144L53 145V146H56V148H57V146H58V150H64L63 151V153L62 154H64V155H68V153H67V150H68V146L70 145V146H72V141H71V143H65V142ZM66 141V140H65ZM70 141V140H69ZM141 141V142H140ZM148 141V142H147ZM151 141V142H150ZM155 141H157V142H155ZM172 141V145H171V142ZM202 141H204V143L202 142ZM214 142V143H212V144H214V145H212V144H210L211 142ZM221 141H223V142H221ZM240 141V140H239ZM239 141H237L238 143H240ZM248 141V140H247ZM254 141V140H253ZM253 141H252V143H253ZM36 142H37V140H36ZM39 142V141H38ZM38 142H37V144H38ZM41 142V141H40ZM43 142H45V141H43ZM52 142V141H51ZM86 143L87 141L86 140H84V141H82L80 144H76V146L78 145V146H82L81 144L82 143ZM92 142V141H91ZM103 143L102 145L100 144V143ZM100 143H98V147H100L99 146V144L101 145V147H102V151L101 150H99V148L97 147V149H95L96 148V146H94V148H93V145H90V144H93V143H90V141H89V145L93 148H91V150H93L94 151V149H95V151L96 152H98L99 154H100V152H101V156L99 155V158H103L104 159V161L105 162H103L101 159H98V155H95V153H93V151H92V153L94 154V158H93V156H92V154H91V152H88V153H90V154H88V156H90L89 157V159L92 161V162H96L95 161V159L96 160H98L96 163L97 164H95V166H94V164H93V168H92V170L94 171V170H96V168L98 169L99 168V170L98 171H96L97 172V174L99 173V172H101L102 171V169L104 168V166H102V164H104L105 163V166H111L112 167V161H111V159H113L114 160V158L113 157H116V156H118L117 155V151H119L118 150V148L116 149V148H114V147H116L115 146V144H116V141H111V140H108V139H102V141H101ZM143 142H147V143H149L148 144V146H147V143H144L143 144ZM164 142V143H163ZM181 142V143H180ZM218 142V143H217ZM47 142H45V143H43V144H39V145H45ZM54 143V142H53ZM151 143H153L152 144V146H151ZM154 143H155V145H154ZM177 143H179V146H178V144ZM185 143V144H184ZM194 143H196L195 145H194ZM197 143H199V145H197ZM220 143H223V144H221L222 146H220ZM243 143V142H242ZM241 143V144H242ZM247 143V142H246ZM3 144V143H2ZM16 144H14V146L13 145H11V147L13 148L12 149V152L11 153H9L8 151H5V153H9L10 155L12 154V153H14L13 154V156L11 155H6V156H4L5 157V159H4V161L2 162V163H7V164H9V160L11 159V161L13 162V164H14V167L13 168H15V169H11V164H12V162H11V164L9 165L10 166V169L7 167V171L5 170H3V171H0V176H2L3 177V175H4V177H7V175H8V177H7V180L5 181V179H4V177H3V179H4V181L0 178V186H1V188L3 187L4 189V191L1 189V191H0V193H2V192H4V195H5V193H7V191L9 192L8 193V195H7V198H8V200H9V194H11L12 195V193L14 194V196H21L22 198H23V195H22V193H24L25 192V196H26V194H29L28 193V191H30L31 189V191H30V193H32L33 191L35 192V193H37V195H39V199H40V193L42 194V193H44V188L43 187H41L42 186V184H40V188L39 187H37V189H35L36 188V185H37V183L39 184V183H44L43 185H44V187H45V189H47V186H49L48 188L52 191V190H57L56 192L58 193V191H59V186L61 185V186H65L64 188L65 189H70V184L73 186V189H71V190H69V198H68V201L69 202H72L71 200L73 199V198H75V197H73V195H74V192H73V194H71V192L73 191V190H75L76 192H77V190L76 189H80V190H78L79 191V193H77V198H75V201H73V203L75 202L76 203V200L81 196V198H79V200H77V201H80L78 204L79 205H84L85 204V202L83 201V200H85L86 201V199L88 200V201H92L93 202V210H95L98 206H99V208L100 207H104V209H106V207H105V205L106 206H109V208H110V213L108 214L107 212H106V214L107 215H111V214H113L114 215V213L112 212V204H114V202L113 203H109L110 202V200H108V198L109 199H112V198H110L109 196H108V198H107V196H106V198H104L103 196H101V195H104L105 193H106V191L109 193L110 192V190L108 191V189H105L104 190V194H101L102 193V191L101 190H103L104 188H106L105 186H104V184L102 183V180H99L97 177H98V175H97V177H96V179H95V175L94 176H92V179H91V175L92 174H90V173H87V172H85L84 170H82V171H84L85 172V174L84 175H82V174H80V176H82V177H76V175H77V173H76V171H75V173H73L74 171H72L70 168V170L72 171H70L71 173H73V174H75V176H72V179H71V176H69L68 174V176L69 177H67V175L65 176V174L66 173H69V171L67 170L66 171V168L68 169V167L66 166V168L63 166V168H61L62 166H58L60 163H63V161H66V156H63L62 155V157L64 158V160L62 161L61 159V152L62 151H57V152H54V154H58V156L57 155H53V152L51 153V155L52 156H49V153H48V149H46V147L47 146H49V144L47 143V146L45 147V156H47V157H49L48 158V160H47V157H46V159H45V161H46V163H45V168L44 169H46V171L45 170H43V168H41V169H39V165H40V163L41 162H43V160L44 159H42L43 157H45L43 154L44 153H42L41 152V150L43 149H41V146H39V145H37V144H34V145H32V147H33V150H34V148L36 147L37 148V146H39L38 148H37V151H36V153L38 152V154H36V156H35V151H34V153H33V151L31 150V148H30V150L32 151V153H30L29 152V150H28V148H27V150H25V152L24 151H16L15 150V147L17 146ZM33 144V143H32ZM175 144V145H174ZM210 144V145H209ZM216 144V145H215ZM227 144V145H226ZM36 145V146H35ZM52 145V144H51ZM50 145V146H51ZM157 145H159V146H157ZM171 145V146H170ZM183 145V146H182ZM194 145V146H193ZM203 145V146H202ZM206 145H207V147H206ZM225 145V146H224ZM228 145H230L228 148H227V146ZM234 145V144H233ZM246 145V144H245ZM244 145V146H245ZM254 145V144H253ZM260 145H261V143H260ZM2 145L0 144V150L1 151H4V150H7L9 147H6V149H4V145L1 147ZM5 146H7V143L5 144ZM27 146V145H26ZM53 146H52V148H53ZM73 146H74V144H73ZM77 146V147H78ZM144 146V147H143ZM160 146H161V148H160ZM165 146V147H164ZM174 146H176L177 148H175ZM192 146L194 147V148H192ZM223 146H224V148H223ZM243 146V147H244ZM248 146V145H247ZM250 146V145H249ZM17 147H19V146H17ZM67 148L66 150L64 149V148ZM75 147V146H74ZM79 147V149H81ZM155 147V148H154ZM172 147V148H171ZM183 147V148H182ZM201 149H200V148ZM216 147L218 148V150H219V154H218V150H216ZM223 149H222V148ZM239 147V146H238ZM241 147V146H240ZM35 148V149H36ZM61 148V149H60ZM86 149H89L90 150V147L89 146H86L85 147ZM145 148H147V150H148V153H147V150H145ZM179 148V149H178ZM208 148H210L209 149V152H206V151H208ZM250 148H251V146H250ZM250 148H249V150H250ZM38 149H41V150H38ZM69 149H70V147H69ZM71 149H72V147H71ZM85 149V151L87 152L88 150H86ZM152 149H153V151H155L157 154L159 153L158 151H160L161 153H159L158 155H160L159 157H158V155L154 152L153 153V151H152ZM160 149V150H159ZM183 149V150H182ZM184 149H185V152H184ZM196 149H197V152H196ZM204 149V150H203ZM238 150H239V148H237ZM246 149V148H245ZM245 149H244V151H245ZM9 151H11L10 149H8ZM57 149H54V151H56ZM84 150V147H83V149H81V151H80V153L82 152V154H85L84 152L85 151H83ZM158 150V151H157ZM162 150V151H161ZM180 150V151H179ZM190 151L191 153L193 152V153H195V154H193V155H190V153L188 154V152L187 151ZM193 150V151H192ZM213 150H215V151H217V157L215 156V154H216V152H214ZM255 149L253 148V150L252 151H254ZM43 151V150H42ZM50 151H51V147H50ZM66 151V152H65ZM69 151V150H68ZM75 151H77V149H75ZM150 151H152L151 153H150ZM167 151V152H166ZM224 153H223V152ZM228 151L231 153V155H230V153H228ZM251 151V150H250ZM249 151V152H250ZM256 151V150H255ZM254 151V152H255ZM16 152V153H15ZM44 152V151H43ZM163 152H164V154H163ZM174 152V153H173ZM183 153L184 152V157H187V156H189V160H188V158L186 159V160H184V157L182 156V155H179L180 153ZM3 153L4 152H2V154L0 155V157H2V155H3ZM5 153H4V155H5ZM23 154V157H22V154ZM28 153V154H27ZM78 153V155L80 154L79 152H77ZM113 153V154H112ZM168 153V154H167ZM172 153V154H171ZM181 153V154H182ZM187 153V154H186ZM211 153L213 154L212 155V158H210V156H211ZM226 153H228L227 155H226ZM235 153V154H234ZM239 153V152H238ZM242 153H243V151H242ZM246 153V152H245ZM253 153V152H252ZM262 153V152H261ZM19 156H18V155ZM30 154V155H29ZM40 154V155H39ZM47 154V155H46ZM87 154V153H86ZM106 154V155H105ZM118 154H119V152H118ZM150 154H152V155H154V157L152 156V155H150ZM155 154H156V157H155ZM179 156H178V155ZM201 154H203V155H205V156H207L206 158H205V156L203 157V155H201ZM210 154V155H209ZM222 154V155H221ZM223 154H224V156H223ZM247 154H249L248 152H247ZM246 154V155H247ZM259 154V153H258ZM31 155H33L35 158H34V160H33V156H31ZM42 155V156H41ZM71 155H74V151H73V154H72V152L70 153V156ZM75 155H77L76 153H75ZM108 155V156H107ZM112 155H115V156H112ZM241 155V154H240ZM253 155V154H252ZM251 155V156H252ZM256 155H257V153H256ZM256 155H254V156H256ZM8 156V157H7ZM9 156H10V158H9ZM16 156H18V157H16ZM84 156V155H83ZM97 156V157H96ZM120 156V155H119ZM118 156V157H119ZM163 156H164V158H163ZM181 156V158H179ZM195 156H199L197 159L195 158ZM214 156V157H213ZM258 156V155H257ZM14 157V158H13ZM16 157V158H15ZM40 158V163L38 164V162H37V158ZM42 157V158H41ZM52 157V158H51ZM68 158H69V156H67ZM110 157V158H109ZM174 157V158H173ZM203 157V158H202ZM220 157V158H219ZM229 157V158H228ZM231 157V158H230ZM249 157V156H248ZM9 158V159H8ZM27 158H28V160H27ZM31 158H32V164H31ZM53 158H54V160H53ZM172 158H173V161H172ZM183 158V159H182ZM203 159V160H201V159ZM219 158V159H218ZM254 158V157H253ZM260 158H261V156H260ZM2 159V158H1ZM12 159H15V160H17L18 162H19V160H20V165H18V169H17V165H16V163L15 162H17V161H14V160H12ZM19 159V160H18ZM25 159H26V162H25V164L26 163H28L29 164V166H23L24 165V161H25ZM58 159H60V160H58ZM73 159V158H72ZM75 159H78V158H74V161H75ZM116 159H118V158H116ZM119 159H121V158H119ZM153 161H152V160ZM169 159H170V161H169ZM182 159V160H181ZM200 159V160H199ZM206 159H208L207 161H206ZM213 159H215V162H212L213 163V165H212V163L210 162V161H214ZM222 159V161H220ZM228 159V160H227ZM230 159V160H229ZM39 160V159H38ZM71 160V159H70ZM99 160H100V162H99ZM155 160V161H154ZM179 160H180V162H179ZM184 160V161H183ZM193 160V161H192ZM224 160L226 161L225 163H224ZM7 161V162H6ZM44 161V162H45ZM54 161V162H53ZM56 161V162H55ZM67 161H69V160H67ZM115 161V160H114ZM114 161H113V163H114ZM159 161H161V162H159ZM164 161H165V163H164ZM201 161H202V164H201ZM255 161V160H254ZM36 162V163H35ZM44 162L42 163V167H43V164H44ZM47 162H48V167H49V164H50V167H54L53 168V170L51 171V169H50V167H49V169H48V167L46 166V164H47ZM53 162V163H52ZM70 162V161H69ZM98 162L100 163V167H98L97 165H99L98 164ZM106 162H110V164L108 165H106ZM153 162V163H152ZM174 162V163H173ZM175 162H177V163H175ZM182 162V163H181ZM184 162V163H183ZM192 162H193V164H192ZM208 164H211V165H207V163ZM242 162V161H241ZM2 163H0V168L2 169V167H1V165H2ZM4 163V164H5ZM33 163H34V167H32L33 166ZM72 163H74V162H72ZM116 163H117V161H116ZM120 163V162H119ZM123 163V162H122ZM155 163V164H154ZM196 164V166H197V164H198V168L196 167V166H194L195 164ZM205 165H204V164ZM229 163H230V165H229ZM240 163V162H239ZM253 163V162H252ZM261 163V162H260ZM7 164H5V165H7ZM31 164V165H30ZM54 164H55V166H54ZM75 164V163H74ZM115 164V163H114ZM113 164V165H114ZM166 164V165H165ZM215 164V165H214ZM236 164H237V167H238V170H237V167H236ZM241 164V163H240ZM243 164V163H242ZM254 164V163H253ZM262 164V163H261ZM5 165H3V166H5ZM63 165V164H62ZM68 165V164H67ZM70 165V164H69ZM72 165V164H71ZM92 165V164H91ZM118 165V164H117ZM124 165V164H123ZM154 165V166H153ZM163 165V166H162ZM168 165V166H167ZM170 165H171V167H170ZM174 165L176 166V167H174ZM225 165H227V166H225ZM244 165V164H243ZM246 165H247V163H246ZM258 165V164H257ZM264 165V164H263ZM19 166H20V168H19ZM161 166V167H160ZM167 166V167H166ZM179 166V168H177ZM181 166H183V167H181ZM210 168H209V167ZM215 167V168H211V167ZM217 166V167H216ZM242 166V165H241ZM245 166V165H244ZM249 166V165H248ZM255 166H256V163H255ZM262 166V165H261ZM24 168L23 169V171H21L22 170V168ZM28 167H30V169L28 168ZM35 167H38V169L37 168H35ZM47 167V168H46ZM114 167V166H113ZM124 167V166H123ZM164 167H166L167 168V170H162V168L164 169ZM185 167V168H184ZM187 167V168H186ZM205 167V168H204ZM251 167V166H250ZM33 168V169H32ZM107 168V167H106ZM106 168H104V169H106ZM165 168V169H166ZM180 168H182V169H180ZM193 168V169H192ZM198 169V171H197V169ZM203 168L204 169H206L205 171H203L202 172V170H203ZM234 168V169H233ZM252 168V167H251ZM0 169V170H1ZM9 169V170H8ZM29 169V171L27 172V170ZM51 172V174L48 172V174L46 173L48 170ZM61 169H63V171L61 172V171H59V170H61ZM82 169V168H81ZM83 169H86L85 167L83 168ZM161 169V170H160ZM174 169V170H173ZM176 169V170H175ZM179 169V170H178ZM185 169V170H184ZM202 169V170H201ZM212 169H215L214 171L216 172L215 174H214V171L212 170ZM11 170V171H10ZM13 170L15 171V172H13ZM26 170V171H25ZM34 170V171H33ZM87 170H88V168H87ZM91 170V171H92ZM101 170V171H100ZM116 170V169H115ZM154 170V171H153ZM182 170V172H180ZM200 170H201V172H200ZM212 171V174H210L209 172H211ZM256 170V169H255ZM264 170V169H263ZM25 171V173H24V175H20V174H22V172H24ZM32 171L33 172H35L34 174L32 173ZM41 171H42V174H43V176H42V174H41ZM46 173H44V172ZM57 171V172H56ZM104 171V170H103ZM102 171V177L104 178V172ZM119 171V170H118ZM140 171V172H139ZM148 171V172H147ZM173 171V172H172ZM178 171L180 172V173H178ZM197 171V172H196ZM206 171H208V172H206ZM234 171V172H233ZM236 171H237V174H236ZM258 171H259V168H258ZM257 171V172H258ZM260 171H262V170H260ZM10 172V173H9ZM52 172L53 173H55V175L53 176V174H52ZM64 172H65V174H64ZM79 172H80V170H79ZM78 172V173H79ZM89 172H90V170H89ZM108 172V171H107ZM127 172V171H126ZM137 172V171H136ZM146 172V173H145ZM158 172V173H157ZM17 173L19 174V175H17ZM27 173V174H26ZM93 174H94V172H92ZM115 173V172H114ZM148 173V174H147ZM157 173V174H156ZM201 173V175L199 176V175H197V174H200ZM210 175H209V174ZM218 173V174H217ZM221 173V174H220ZM226 173V174H225ZM233 173H235L234 174V176H233ZM240 173V174H239ZM10 174V175H9ZM38 174V176H36V175ZM44 174H45V176H44ZM88 174V175H87ZM90 174V175H89ZM107 174V173H106ZM108 174H112V171H111V173H108ZM107 174V175H108ZM125 174V173H124ZM152 174V175H151ZM167 174V175H166ZM195 174V175H194ZM203 174V175H202ZM208 176H207V175ZM215 176H214V175ZM255 174V175H254ZM16 175V176H15ZM58 175V176H57ZM71 175V174H70ZM86 175V176H85ZM148 175V176H147ZM154 175V176H153ZM160 175V176H159ZM174 175V176H173ZM177 175V176H176ZM180 175V176H179ZM181 175H183V176H181ZM16 178H15V177ZM25 176V177H24ZM32 176H33V178H32ZM35 176V177H34ZM57 178H56V177ZM63 176V177H62ZM99 176H100V178H101V175L99 174ZM109 176V175H108ZM111 176H114V175H111ZM155 176H157V177H155ZM172 176V177H171ZM202 176V177H201ZM241 176V177H240ZM256 176H257V178H256ZM11 177H14L12 180L10 179ZM83 177L85 178L86 177V179H83ZM90 177V178H89ZM105 177H106V175H105ZM115 177V176H114ZM116 177H117V175H116ZM188 177V179H186ZM191 177V178H190ZM194 177H195V180H194ZM208 177V178H207ZM212 177H213V179H215V180H213L212 179ZM222 177V178H221ZM236 177H238V179L236 178ZM240 177V178H239ZM260 177V178H259ZM9 178V179H8ZM49 178L50 179H52L53 180V182H51L50 183V180H49ZM68 180H67V179ZM81 178V179H80ZM111 178V177H110ZM145 178H147V179H145ZM155 178V179H154ZM173 178V179H172ZM181 178V179H180ZM205 178V179H204ZM207 178V179H206ZM236 180H235V179ZM22 179H26V181H27V185L29 186V190H27L28 188H27V186H26V188L25 187H23V188H21L22 187V185L24 184L25 185V183H26V181H24V180H22ZM37 179V180H36ZM45 179H47V180H45ZM59 179V180H58ZM64 179H66V180H64ZM76 179H78V181H76V184H75V180ZM79 179L81 180V181H84V182H81V181H79ZM106 179V178H105ZM109 179V178H108ZM145 179V180H144ZM161 179V180H160ZM176 179V180H175ZM185 179H186V181H187V184H189V179L191 180L192 179V181H191V183H190V185L189 186H191V187H188L187 186V184H186V182H185ZM202 179V180H201ZM233 179H234V181H233ZM256 179H259V181L258 180H256ZM14 180V181H13ZM31 180H32V182H31ZM39 180H42V182H40ZM46 182H45V181ZM56 180V181H55ZM112 180V179H111ZM155 180H157V181H155ZM158 180H159V182H158ZM184 180V181H183ZM213 180V181H212ZM228 180V181H227ZM13 181V182H12ZM18 181V182H17ZM22 181H23V183H22ZM28 181L30 182V184H28ZM39 181V182H38ZM44 181V182H43ZM62 181V182H61ZM107 181V180H106ZM140 181V182H139ZM141 181H142V183H141ZM168 181V182H167ZM179 181V182H178ZM196 181V182H195ZM197 181H198V183H197ZM200 181V182H199ZM201 181H202V183H201ZM206 182V184H205V182ZM208 181H209V183H208ZM216 181V183H214L213 184V182H215ZM219 181H221V182H219ZM231 181H233V182H231ZM236 181H237V184H236ZM258 181V182H257ZM1 182H2V185H1ZM4 182H6V183H4ZM25 182V183H24ZM79 182H81V185H80V183ZM146 182V183H145ZM155 182V183H154ZM158 182V183H157ZM177 183V185H176V183ZM193 182L194 183H196V186L193 184ZM210 182H212V184L210 183ZM230 182V183H229ZM257 184H256V183ZM8 183V184H7ZM49 183V184H48ZM84 183V184H83ZM90 183V184H89ZM108 183H109V181H108ZM118 183V182H117ZM141 184L140 186H138V184ZM153 183V184H152ZM165 183V184H164ZM170 183V184H169ZM173 183V184H172ZM223 183V184H222ZM233 183H234V185H233ZM5 184V185H4ZM11 184V186L13 185L14 187L13 188H11V187H9V185ZM46 184V185H45ZM48 184V185H47ZM54 184H57V185H54ZM60 184V185H59ZM77 184H78V186H77ZM83 184V185H82ZM86 184V185H85ZM101 184H103V187H102V185ZM106 184V183H105ZM153 186H152V185ZM179 184V185H178ZM183 184H184V187H183ZM194 185V188H195V191H194V188H193V185ZM198 184H199V186H198ZM202 184H205L204 186H200V185H202ZM208 184V185H207ZM218 184V185H217ZM227 184H228V187H226L227 186ZM236 184V185H235ZM15 185H17V186H15ZM31 185V186H30ZM69 185V186H68ZM94 185V186H93ZM110 185V184H109ZM145 185H146V187H145ZM211 185V186H210ZM224 185H225V187H224ZM239 185V186H238ZM244 185V186H243ZM52 186H54V187H52ZM72 186H71V188H72ZM114 187H116V185L114 184L113 185ZM157 186V187H156ZM160 186V187H159ZM180 186V187H179ZM187 186V187H186ZM219 186V187H218ZM247 186V187H246ZM7 187H9V188H7ZM51 187V188H50ZM58 188V189H54V188ZM68 187V188H67ZM81 187V188H80ZM84 187V188H83ZM87 187V188H86ZM99 187H100V189H99ZM101 187L103 188V189H101ZM111 188H113L112 186H110ZM151 187V188H150ZM169 187V188H168ZM176 187V188H175ZM177 187H178V190H177ZM199 187L201 188V187H210V189H208L209 190V192H208V190H206L205 188V190H203L202 188H201V191L199 192H197L196 193V189L198 188V190H200L199 189ZM223 187V188H222ZM255 187V188H254ZM43 188V189H42ZM53 188V189H52ZM76 188V189H75ZM180 188V189H179ZM216 188V189H215ZM238 188H240L239 190H241V191H239L238 190ZM241 188H243V192H242V189ZM261 188V189H260ZM7 189V190H6ZM18 190L17 191V193H15V191L14 190ZM21 189H23V191L24 192H22L21 191ZM27 191H26V190ZM39 189L40 190H42L43 192H40V193H38L39 192ZM47 190V192H49L50 190ZM147 189H148V191H147ZM159 189V190H158ZM182 189V190H181ZM183 189H184V191H183ZM189 189H190V192H189ZM193 189V190H192ZM227 189H229L228 191H224V190H227ZM250 189V190H249ZM257 190V192L255 191V190ZM6 190V191H5ZM11 190V191H10ZM89 190V191H88ZM112 190V189H111ZM179 190H180V192H179ZM192 190V191H191ZM203 190V191H202ZM230 190L231 191H233V192H230ZM235 190H237V191H235ZM261 190V191H260ZM37 191V192H36ZM51 191L49 192V194H51ZM90 191H92V192H90ZM113 191L114 190H112V193H113ZM146 191V192H145ZM159 191V192H158ZM162 191V192H161ZM171 191V192H170ZM174 191L176 192V193H174ZM211 191H212V195H210L211 194ZM260 191V192H259ZM11 192V193H10ZM20 192H21V195H20ZM46 192V193H47ZM54 192V191H53ZM56 192H54V194H56ZM66 192V193H67ZM84 192V193H83ZM89 192V193H88ZM100 192V193H99ZM150 192H151V194H150ZM154 192V193H153ZM184 192H186V194L184 193ZM194 192V193H193ZM202 192V197H203V193H205V195L208 193V195H206V196H208V197H206L205 195H204V197H203V199H202V197H197V195H198V193H201ZM207 192V193H206ZM222 192V193H221ZM19 193V194H18ZM62 193V192H61ZM65 193V192H64ZM65 193V194H66ZM82 193V194H81ZM87 193H88V195H87ZM98 193V194H97ZM111 193V192H110ZM116 193H117V191H116ZM137 193V194H136ZM180 195H182L183 196V198H182V196H180ZM183 193V194H182ZM190 193H191V195H190ZM228 193V194H227ZM255 193H257L256 195L258 196V198L256 197V198H254V196H256L255 195ZM261 195H260V194ZM53 194V193H52ZM84 194V195H83ZM195 194V195H194ZM2 195V194H1ZM0 195V196H1ZM117 195V194H116ZM192 195H194V196H192ZM228 195V196H227ZM250 195V196H249ZM253 195V196H252ZM3 196V195H2ZM1 196V197H2ZM6 196V195H5ZM4 196V197H5ZM41 196H43V195H41ZM50 196H52V195H50ZM72 196V197H71ZM91 196H93V197H91ZM179 196V197H178ZM198 196H201V194L200 195H198ZM212 196V197H211ZM262 196V197H261ZM26 197H29V196H26ZM44 197V196H43ZM48 197V199H50L49 198V196H47ZM47 197H45V198H47ZM87 197V198H86ZM112 197V196H111ZM158 197V198H157ZM176 197V198H175ZM180 197L182 198V201L181 200H176L177 198H179L180 199ZM189 197H191L190 199H189ZM241 197V198H240ZM252 197V198H251ZM11 198H12V196H11ZM10 198V199H11ZM19 198V197H18ZM22 198L20 199V202H19V204L21 203L22 204V206H21V204L19 205V204H14V205H16L17 206V208H18V210H15V206H14V210L16 211H14L15 212V215L17 216V214L19 215H22L21 213L24 211V209H25V213H26V211L27 212H29V213H27V215H29L30 217H21L20 218V216H19V218L18 219H21L20 221H15L16 220V218L17 217H4V218H6L5 219V225L3 226L2 224H0V235H5V236H10L9 238L10 239H12V238H14L13 236L14 235H10V234H13V233H15V231L17 232V230H19L17 233H19V237L20 236H22V235H24V233L23 232H25L26 231V233H25V235L27 236V238H28V241H29V245H30V251L32 250V251H35V253H36V256H35V260H34V263H37L38 262V260L37 259H39V261H40V259L43 261V262H48L49 264L52 262V261H50V260H55L56 259V257H57V260L55 261V262H53V263H51V264H56V262H57V264H72V261L70 262V260H72V259H76L77 261V263H78V261H79V259L78 258H80L79 256L81 255V261L79 262V263H85L86 261V263L85 264H88L89 262H91L92 264H103V262H104V264L106 263V264H121V263H123V264H125V262L127 263V261L125 260V261H123L124 260V258L123 257H121L122 258V262L120 263L119 261H117V260H120L119 258H120V256H123L124 255V249H121V244L119 245V242H118V240H119V236L121 237H123V235H125L124 233V231L123 230H121V229H125L126 227H124L125 226V224L127 223H125V222H123V224L121 225V222H122V218H124V217H119V215H116V217H105V215H99V216H101V219H100V221H102V222H104V224L101 222V223H99L98 222V220L99 219H97L95 216V213H94V211H93V214H92V216H93V218L92 217H87V214L85 215V216H83V217H78V219H77V217L76 216H74V217H71L73 214V212H72V210H74L75 209V207H74V205L72 204V206L74 207V209H72L73 207L71 206V216L69 217V219L70 218H74L73 219V223H72V219H70L69 221H68V217H56V216H52L51 217V215L52 214H50L49 216H48V214L47 213H50V212H48L49 210H47V213H46V211L44 212L43 210H41V211H38L39 209L38 208H40L39 206H40V202L38 203V202H36V200H33V201H35L36 202V206H38V210L36 209V208H34V207H36L35 206V202H33V204L31 203V198H30V202H28L29 200H25V204H29V207L27 206L26 208H25V205H24V203L21 201L22 200ZM44 198V199H45ZM98 198H99V200H98ZM185 198H186V202H185ZM201 198V199H200ZM207 198V199H206ZM216 198H218V200H216ZM251 198V201H248V199H250ZM13 199V198H12ZM15 199V198H14ZM24 199H25V197L23 198V201H24ZM41 199L43 200V198L41 197ZM80 199H82V202H81V200ZM90 199V200H89ZM155 199V200H154ZM157 199H158V204H157ZM184 199V200H183ZM194 200V202H193V200ZM198 199H200V200H198ZM210 199H213L214 201H215V205H214V202L212 203V200L211 201H207V200H210ZM254 199H256V200H254ZM2 198L0 199V204L2 203ZM7 199H6V197H5V200L3 201V203L5 204V205H7L8 206V204L9 203H11V200L9 201V203H7V201H8ZM74 200V199H73ZM114 200V199H113ZM112 200V201H113ZM124 200V199H123ZM123 200H122V202H123ZM137 202H136V201ZM154 200V201H153ZM191 200H192V202L193 203H191ZM203 200H206L208 203H209V205H210V202H211V204L213 205V207H217L216 209L215 208H212V205H210V207H209V209L208 210H206L205 208L207 207V205H206V203H205V201H203ZM254 200V201H253ZM262 200H263V202H262ZM37 201H39V200H37ZM108 203H107V202ZM116 201H117V199H116ZM153 201V203L154 204H157V205H161L162 204V206H161V208H160V205L159 206H156L155 205V207H154V205H153V203L151 204V202ZM195 201L196 202H198V201H200V202H202L203 201V203H195ZM216 201L218 202V203H220V204H216ZM220 201V202H219ZM255 201H257L256 203H257V205L256 204H253V203H255ZM13 202H15L14 200L12 201V203ZM42 202V201H41ZM44 202V201H43ZM84 202V204H81V203H83ZM92 202H89L90 204H92ZM118 202H119V200H118ZM133 202V203H132ZM138 204V206H137V204ZM167 202V203H166ZM181 202V203H180ZM190 202V203H189ZM222 202V203H221ZM250 202H252L251 204H250ZM260 202H262L261 204H260V206L262 207V210L260 209V206H258L259 205V203ZM2 203V204H3ZM7 203V204H6ZM11 203V204H12ZM16 203V202H15ZM37 203L39 204V205H37ZM45 203V202H44ZM74 203V204H75ZM98 203V204H97ZM101 203V204H100ZM104 205H103V204ZM116 203V202H115ZM126 203V204H127ZM182 203H184L185 204V207H186V205H188L187 206V209H186V211L187 212H190V213H188V214H186V216L185 217H183V211H182V207L181 206H184V204L182 205ZM205 203V204H204ZM245 203H246V205H245ZM10 204V206H11V208H13L12 207V205ZM30 204H31V206H32V209L34 208L35 210H37V212L35 213V212H33V210L32 209H30L31 208V206H30ZM78 204H76L77 205V207H76V209L78 208ZM88 204V203H87ZM134 204V205H133ZM141 204H142V206H141ZM165 204V205H164ZM189 204H195L196 205V207H200V209L199 208H194V212H195V214H194V216L195 217H193V216H190L192 213H194V212H192V208H190V206L191 205H189ZM202 204H204L203 206H201ZM243 204H244V206H243ZM247 204H248V206L249 207H247ZM253 204V205H252ZM19 205V206H18ZM75 205V206H76ZM86 205V204H85ZM123 205H124V202H123ZM172 205V209H171V207L170 206ZM176 205V206H175ZM181 205V206H180ZM198 205V206H197ZM218 205H220L219 207H218ZM242 205V206H241ZM250 205H252V206H250ZM256 207H255V206ZM41 206H42V204H41ZM49 205H47V207H48ZM91 206V205H90ZM97 206V207H96ZM126 206V205H125ZM125 206H122V204H121V208H122V210H125L127 207H125ZM140 206V207H139ZM223 206V207H222ZM254 206V207H253ZM6 207V206H5ZM85 207H88V206H85ZM84 207V208H85ZM92 207V206H91ZM96 207V208H95ZM112 207V208H111ZM136 207V208H135ZM164 207V208H163ZM177 207H181V209L179 208V210L178 209H175V208H177ZM205 207V208H204ZM245 207V208H244ZM253 207V208H252ZM258 207H259V209H258ZM9 208V207H8ZM27 208H29L28 210H26ZM44 209H45V205H44V207H43ZM50 208H54V207H51L50 206ZM79 208H81L80 206H79ZM83 207H82V211H84L85 209H84ZM89 208V207H88ZM95 208V209H94ZM99 208H97V209H99ZM139 208V209H138ZM143 208V209H142ZM152 208V209H151ZM189 208V209H188ZM201 208L203 209V210H205V212L203 213L202 211H201ZM249 208V209H248ZM251 208H252V210L253 211H255V213L251 210ZM0 209H1V206H0ZM58 209V208H57ZM57 209H55V210H57ZM100 209H102V208H100ZM169 210V212L167 213V210ZM185 209H183V210H185ZM196 209V210H195ZM210 209H211V211H210ZM213 209V210H212ZM223 209V210H222ZM256 209V210H255ZM13 210V209H12ZM52 210V209H51ZM54 210V209H53ZM52 210V212L51 213H55V212H57V211H53ZM79 210L80 209H77V213H78V215H82V211H80V213H79ZM139 210V211H138ZM143 210V211H142ZM145 210V211H144ZM150 210V211H149ZM153 210V211H152ZM157 210V211H156ZM191 210V211H190ZM200 210V211H199ZM228 210V211H227ZM251 210V211H250ZM259 210V211H258ZM22 211V212H21ZM42 211L44 212V214H47V216L45 215V218H41V214H43L42 213ZM60 211V210H59ZM75 211V210H74ZM90 211H92V210H90ZM156 211V212H155ZM207 211V212H206ZM214 211V212H213ZM217 211V212H216ZM219 211V212H218ZM257 211V212H256ZM264 211V210H263ZM60 212H63V211H60ZM76 212V211H75ZM85 212H86V210H85ZM85 212H83V213H85ZM89 212V211H88ZM87 212V213H88ZM97 212H98V210H97ZM100 212V214L103 212V210H101V211H99ZM99 212L98 213H96V214H99ZM144 212V213H143ZM158 212H160V213H158ZM161 212H163V213H161ZM197 212H198V214H199V216H198V214H197ZM201 212V213H200ZM216 212V213H215ZM229 212V213H228ZM254 213V214H256V216L254 215V214H251V213ZM24 213V214H25ZM39 213H41V214H39ZM64 213V212H63ZM62 213V214H63ZM76 213V214H77ZM91 213V212H90ZM203 213V214H202ZM245 213H247V214H245ZM58 214V213H57ZM65 214V213H64ZM70 214V213H69ZM150 214V215H149ZM154 214V215H153ZM203 216H202V215ZM205 214V215H204ZM216 214H218V216L216 215ZM220 214V215H219ZM32 215V216H31ZM34 215V216H33ZM60 215V214H59ZM106 215V216H107ZM112 215V216H113ZM146 215V216H145ZM184 215H185V213H184ZM187 215H189V217L187 216ZM196 215H197V217H196ZM201 215V216H200ZM207 215V216H206ZM248 215V216H247ZM43 216V215H42ZM89 216H91V214L89 215ZM102 216H104V217H102ZM115 216V215H114ZM139 216V217H138ZM142 216V217H141ZM223 216H225V217H223ZM141 217V218H140ZM145 217H147L146 219H145ZM160 219H159V218ZM27 218H28V220H27ZM30 218H34V220L35 219H39V221H37V220H35L36 222H42V223H40V224H44V226H46V228H48L49 230L51 229V231H52V233H54V236L56 237V239H55V241H54V249H52V251H53V253H52V251H51V253L50 254H48V255H44L43 254V250H44V248H45V246H44V248H43V238L41 237H34L33 235H32V233L30 232L31 231V228H32V231H33V226H30L31 228L29 229V231H28V227H29V224H30V221H32V220H30ZM48 218H52V221H50L49 222V220H48ZM75 218L78 220V221H76L75 220ZM95 218V219H94ZM100 218V217H99ZM103 218V219H102ZM119 218V219H118ZM126 218V217H125ZM131 218H133V217H131ZM143 218V219H142ZM150 218V219H149ZM154 218V219H153ZM8 219H10V221L7 223L6 221L8 220ZM14 219V220H13ZM81 219H82V221H83V223H82V221H81ZM94 219V220H93ZM48 221L49 222V224H48V222H44V221ZM92 220V221H91ZM97 220V221H96ZM114 220H115V223H114ZM117 220H119V222L117 221ZM124 220H126V219H124ZM141 220L143 221V222H141ZM147 220H148V223L150 224H148L147 223ZM151 220V221H150ZM153 220H154V222H153ZM158 220V221H157ZM27 221V223H25ZM108 221L110 222V223H108ZM113 221V222H112ZM156 221V222H155ZM189 221V223H187ZM192 221V222H191ZM20 222V223H19ZM22 222L24 223V224H22ZM28 222H29V224H28ZM34 222V221H33ZM55 222V223H54ZM67 222V223H66ZM80 222V223H79ZM89 222V223H88ZM91 222H92V225H91ZM95 222V223H94ZM118 222V223H117ZM142 224H140V223ZM190 222H191V224H192V227H193V223L195 222V224L196 223H198V222H202V224H200L199 223V225H201V226H199L198 224L196 225V226H198V229L200 230V228H201V230L202 231H206L205 233H203V234H208V236L207 235H205V236H207V237H209L210 236V234L208 233V230H209V232L212 234L209 238H210V241H212L213 240V242H210V244H212V245H214L213 247H215L216 248V250H214V251H212V252H214V254L212 253L211 255H210V257H211V260H209L208 261V258L210 259V257H209V252H208V254H207V251L209 250V248H207V249H205V251H206V253H204L205 251L203 250V247H201V246H203V244H200V245H198L197 246V244L198 243H201V241H199V239L201 240V238H199L198 237V234L201 232H199L197 235H196V233L198 232L197 231V228H196V226L194 227V228H196V230L194 229L193 230V232L195 233V235L198 237H196L193 233H192V229H189V226H188V224L190 225V227H191V224H190ZM4 223V222H3ZM10 223H12L11 225H8V224H10ZM18 223H19V226H18ZM38 223V224H39ZM71 223V224H70ZM107 225H106V224ZM231 223V224H230ZM28 225L27 226V229L25 230V227H24V225ZM32 224V223H31ZM36 224V223H35ZM37 224V225H38ZM56 224V225H55ZM65 224H66V226H65ZM74 224H75V226H76V229H75V227H74ZM82 224L84 225L83 227H82ZM111 224V225H110ZM128 224V226L127 227H129V223H127ZM126 224V225H127ZM138 224V225H137ZM147 224V225H146ZM160 224H161V226H160ZM34 225V224H33ZM49 225H50V228H49ZM89 225V226H88ZM98 225V226H97ZM160 227H159V226ZM224 225V226H223ZM9 226H15L14 228H13V230H11V231H13V233H11V231H10V227ZM40 226V225H39ZM97 226V227H96ZM142 228H140V227ZM151 226H152V228H157L158 230H159V228H160V231H158L159 233H156L155 234V232H157V229L156 230H153L152 229V232L154 233H152L151 232ZM223 226V227H222ZM245 226V227H244ZM3 227V228H2ZM5 227V228H4ZM41 227H43V226H41ZM63 227V228H62ZM65 227V228H64ZM67 227L69 228V229H67ZM111 227V228H110ZM121 227H123V228H121ZM144 227H146L147 229H145L144 230ZM200 227V228H199ZM205 227V228H204ZM16 228V229H15ZM73 228V229H72ZM139 228H140V230H139ZM162 228V229H161ZM217 228H218V230H220V231H217ZM223 228V229H222ZM226 228V229H225ZM229 228H231V229H229ZM246 228V229H245ZM248 228H249V232H248ZM7 230L8 232L7 233H9V234H7L6 235V232L4 233V230ZM70 229L72 230V232H70ZM100 229V230H99ZM214 229L216 230V232L214 231ZM245 229V230H244ZM5 230V231H6ZM49 230H48V232H49ZM67 230H69V232L67 231ZM79 231V232H77V231ZM97 230V231H96ZM127 230H129V228L127 229ZM143 230V231H142ZM212 230H213V233H212ZM230 230V231H229ZM234 230V231H233ZM246 231L245 233H244V231ZM28 231V232H27ZM67 231V232H66ZM121 231H123V233H120ZM162 231H165V233H164V236H162V235H160L161 234V232ZM191 231V232H190ZM229 231V232H228ZM30 232V233H29ZM81 232V233H80ZM95 232V233H94ZM223 232H226V235H225V233H223ZM238 234H237V233ZM257 232H258V236L257 237H261V239L260 238H257L256 237V235H257ZM4 233V234H3ZM76 234V236H75V234ZM99 233V234H98ZM189 233H192V236L194 235L197 239H198V241L199 242H197L196 240L194 241V242H196L195 244L194 243H192L193 242V239H192V242H190V236H191V234H189ZM229 233V234H228ZM247 233H249V235L248 236H246V239H247V237H251L252 238V242H251V238L249 239L250 240V242H249V240L247 241L248 242V244H247V242H246V247H244L245 245H244V243H245V240L246 239H244V234H246L247 235ZM115 234V235H114ZM153 234V235H152ZM159 234V235H158ZM162 234H163V232H162ZM214 234H216V235H220V236H218V239L216 238V240L213 238L212 239V237H213V235ZM233 234L235 235V236H233ZM243 234V235H242ZM254 234V235H253ZM256 234V235H255ZM259 234L261 235V236H259ZM17 235V234H16ZM15 235V236H16ZM80 235H82V237L83 238H81L80 237ZM101 235V236H100ZM105 235V236H104ZM112 235V236H111ZM117 235V236H116ZM150 235V236H149ZM200 235V234H199ZM221 235H222V237H221ZM239 235V236H238ZM66 236H67V238L69 237V239L67 240V238H66ZM75 236V237H74ZM79 238H81L82 240H80L79 242H78V237ZM93 236H94V239H93ZM115 236V237H114ZM155 236V237H154ZM159 237V238H156V237ZM215 236V235H214ZM238 236V237H237ZM241 236H242V238H243V240H242V238H241ZM252 236H255V237H252ZM4 237V236H3ZM77 237V238H76ZM122 237H121V239H122ZM141 237V236H140ZM150 237V238H149ZM160 237H161V240H159L160 241V243H158L159 241H156V240H158V239H160ZM201 237H202V235H201ZM217 237V236H216ZM231 237H233V239H234V237H236L237 238V245L236 244H234V242H236V240H234V242H233V239H231ZM1 238V237H0ZM64 238V239H63ZM112 238V239H111ZM118 238V239H117ZM144 238V237H143ZM163 238V239H162ZM204 237H202V239H203ZM235 238V239H236ZM240 238V239H239ZM254 238V239H253ZM19 239V238H18ZM92 239H93V242H92ZM120 239V240H121ZM150 239H153L152 240V242H150ZM195 239V238H194ZM212 239V240H211ZM257 241H256V240ZM259 239H260V241L262 240V242H263V244L261 245V247H259L258 248V246H260V244L261 243H258V242H260L259 241ZM32 240V241H31ZM72 240H73V242H72ZM77 240V241H76ZM111 240V241H110ZM162 240H163V244H162ZM241 240H242V242L243 243H241ZM255 240V241H254ZM8 241H9V239H7L6 237H4V238H1L0 239V255H2V254H4V255H2V256H5V257H7L10 253H12V255H14L13 257L12 256H10V257H7L6 259H7V261L9 262V260H10V258H11V261H10V263L9 264H32V258H31V253H29L27 256H26V258H28V256H30V258H31V261H29L30 260V258H28V259H26L24 262L25 263H22L23 262V259H18L19 261H20V263H18V261L16 260L17 258L15 257V255L16 256H18V254H17V252H16V249L18 248L17 246H18V243H15V242H13V244L11 243L10 244V247H9V244H8ZM15 241H16V239H15ZM18 241V240H17ZM68 241V242H67ZM74 241H75V245H74ZM101 241H102V243H101ZM107 241V242H106ZM156 241V242H155ZM215 241V242H214ZM228 241H229V244H228ZM239 241V242H238ZM70 242V243H69ZM95 242L97 243V245L95 244ZM115 242V243H114ZM117 242V243H116ZM121 242V241H120ZM149 242V243H148ZM153 242H155L154 244H153ZM217 242L219 243V245L217 244ZM224 242H225V244H224ZM9 243H10V241H9ZM76 243H79L78 245V247H79V249H78V247H77V244ZM99 243H101V244H99ZM105 243V244H104ZM157 243H158V246H157ZM231 243H233L234 244V248H233V246H231ZM239 243H241V244H239ZM250 243L252 244V245H250ZM66 244V245H65ZM108 244V245H107ZM117 244V248H115V245ZM5 245V246H4ZM65 245V246H64ZM150 245V246H149ZM212 245H211V249H212ZM218 245V246H217ZM220 245H221V247H220ZM228 245V246H227ZM244 245V246H243ZM4 246V247H3ZM14 246H16L17 248L16 249H13V248H15ZM75 246V247H74ZM152 246H154V248L152 247ZM161 246V247H160ZM243 246V247H242ZM247 246H250V247H247ZM254 246V247H253ZM9 247V251H10V253L9 254H7L6 255V252H8L7 251V248ZM12 247V248H11ZM156 247V248H155ZM172 247H174V248H172ZM192 247V248H191ZM207 247V246H206ZM243 249H242V248ZM253 247V248H252ZM149 248V250H150V253L148 252L149 250H147ZM160 248V249H159ZM163 248V249H162ZM214 248V249H215ZM221 248H222V250L224 251V256L222 255L223 254V252H222V250H221ZM224 248V249H223ZM239 248H240V250H239ZM257 248V249H256ZM65 249V250H64ZM103 249H105V251L103 250ZM110 249V250H109ZM146 249V250H145ZM151 249H153L152 251H151ZM169 249V250H168ZM174 249V250H173ZM186 249V250H185ZM201 249V250H200ZM254 249V250H253ZM70 250V251H69ZM109 250V251H108ZM144 250V251H143ZM156 250V251H155ZM243 252H242V251ZM247 250V251H246ZM251 250L253 251V252H251ZM256 250V252H254ZM13 251H14V254H13ZM20 251V250H19ZM18 251V252H19ZM64 251V252H63ZM67 251V252H66ZM74 251H76V253L74 252ZM153 251H155V252H157V253H155V252H153ZM172 251H173V253H172ZM188 251V252H187ZM227 251L229 252L228 254H227ZM236 251H238L239 252V254H238V252H236ZM245 251H246V253L247 254H243V253H245ZM249 251V252H248ZM15 252H16V254H15ZM40 252V253H39ZM66 252V253H65ZM146 252L148 253V254H146ZM167 252V253H166ZM2 253V254H1ZM43 255H42V254ZM73 253H75V256H76V254L78 253V257L76 258L75 256H74V254ZM139 253H140V256H139ZM141 253H145V257L143 256L144 254H142V256H141ZM215 253H216V255H215ZM217 253H218V255H217ZM19 254L21 255V257H23V253H21V251L19 252ZM41 254V255H40ZM53 254H54V256H53ZM89 254L91 255L90 257H89ZM93 254H95V255H93ZM153 254H156V255H154L153 256ZM235 254V255H234ZM20 255L18 256V258L20 257ZM37 255H39V256H37ZM148 255H149V257H148ZM228 255V256H227ZM240 256V258L242 259L241 261H237V260H240V258L238 257V256ZM247 255H248V257H247ZM2 256H0V260L2 261V259H3V261L5 260V257L4 258H2ZM48 256V257H47ZM94 257V258H91V257ZM159 256V257H158ZM171 256V257H170ZM173 256V257H172ZM177 256V257H176ZM219 256H222V257H219ZM231 256H233V257H231ZM243 258H242V257ZM252 256V257H251ZM36 257H38V258H36ZM47 257V258H46ZM54 259H53V258ZM67 257V258H66ZM73 257V258H72ZM144 257V258H143ZM247 257V258H246ZM23 258H25V257H23ZM52 258V259H51ZM59 258V259H58ZM88 258V259H87ZM91 258V259H90ZM148 260H147V259ZM161 258V259H160ZM220 259V262H218V261H215V260H217V259ZM223 258V259H222ZM226 258H228V259H226ZM230 258H231V261H230ZM236 258H237V260H236ZM250 258V259H249ZM15 261V262H13V260ZM47 259H49V261H47ZM64 259V260H63ZM83 259V260H82ZM85 259V260H84ZM138 259H140L139 260V262H138ZM145 259L147 260V261H145ZM155 259L158 261V262H155L154 263V261H155ZM236 261H235V260ZM29 262H28V261ZM45 260V261H44ZM59 260V261H58ZM93 260V261H92ZM102 260H103V262H102ZM112 260V261H111ZM2 261V262H3ZM6 261V262H7ZM17 261V262H16ZM26 261L28 262V263H26ZM37 261V262H36ZM64 261V262H63ZM95 261V262H94ZM98 261V262H97ZM117 261V262H116ZM178 261H180V263L178 262ZM188 261V262H187ZM211 261V262H210ZM213 261H215V262H213ZM1 262V263H2ZM5 262V263H6ZM119 262V263H118ZM217 262V263H216ZM227 262V263H226ZM236 262V263H235ZM239 262V263H238ZM40 263V262H39ZM48 263H46V264H48ZM90 263V264H91ZM151 263V264H152ZM166 263V264H167ZM3 264V263H2ZM6 264H8V263H6ZM73 264H75V263H73ZM128 264V263H127ZM132 264V263H131ZM160 264V263H159Z\"/></svg>","mask_w":264,"mask_h":264},{"label":"clouds","instance_id":"9594fccd","mask_svg":"<svg viewBox=\"0 0 264 264\" xmlns=\"http://www.w3.org/2000/svg\"><path fill=\"white\" fill-rule=\"evenodd\" d=\"M37 256H39V255H37Z\"/></svg>","mask_w":264,"mask_h":264}]
</instances>
